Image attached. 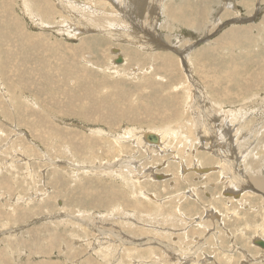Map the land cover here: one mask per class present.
I'll list each match as a JSON object with an SVG mask.
<instances>
[{"label": "rangeland", "instance_id": "rangeland-1", "mask_svg": "<svg viewBox=\"0 0 264 264\" xmlns=\"http://www.w3.org/2000/svg\"><path fill=\"white\" fill-rule=\"evenodd\" d=\"M3 1H5V0H3ZM3 1L0 0V19H1L0 20V24H1L0 26L1 27L3 26L2 28L0 27V31H1L0 32V37H1L0 45H3V47L0 46V58L1 57L3 58L0 60V66L2 65L1 68H3L2 70L0 68V110H2V109L4 110V111L2 110V112L0 111V182H1V184H0V264H87V263L88 264H264V249H263V247L254 243V240L256 238L260 239L261 237L262 238L264 237V235H263L264 230H262V229H264V201H263L264 200V191L261 188H258L257 186H255V184L252 185L251 187L255 186V189H253L254 191L252 193H251V191H249L250 195L252 194L253 197L255 195H258V197L259 196H261V197L256 198L255 203L251 202V204H249V205L246 203V205H248V206H244V205L242 206L238 203L236 204V202H234L235 204H233L227 200V198H229V197H234L232 195L230 196L227 193V191L225 190L227 187H229V185H230L229 181L230 180H228V182H226V183L225 182L219 183L218 186H215V183L219 182L221 180L218 178V176L214 177L217 180H215L214 178H213V180L209 179L208 176H212V175H208L207 177H204V178L203 177L196 178L195 175H199V174H196L195 172H191L192 169L189 171L190 173L188 172L189 174H186V171L188 170L187 169L188 166L189 167L191 166V168H192V167H194L193 165L196 164L197 162H200V164H204L205 166L207 165L206 167L211 166V164L213 165L215 163L213 160L210 159V157L212 156L211 153L213 150L211 151L209 148V146L211 145L210 142L212 143L213 140L210 137V135L205 134V132H204V130H205L204 124L207 121H209V120L213 121L214 120L213 124L219 126V129L222 125L225 124L226 129L228 130V135H227L226 139H230V138L234 137L233 133L235 131H237V129L239 127L241 129V126H242L245 119H248V121H249L248 124L250 125L249 119L255 118L254 119V125H253L254 129L248 128L249 127L248 125L242 126V131L243 130L244 131H243V133H239V136H240L239 138H240V140H242V142H240V145H241L242 149L244 150L243 151L240 148V150H242L241 153L243 155H244V153H246V154L254 153V154H251L253 156H251V157L247 156L246 160H243L247 164V170L243 169V171L244 172L246 171L247 176L248 175H250V176L254 175L255 177L252 176L253 178H256V177L264 178V170H263L264 169V167H263L264 166V151H263L264 144H260V142L264 143V132H263L264 131V117H263L264 116V62H263L264 61V44L260 43L262 41L264 43V36H263V34H264V31H263V28H264V7H263L264 6V0H235V3H234V0H230V1L229 0H214V1L213 0H159L161 3L158 2V0H149V1L148 0H145V1L144 0H141V1L138 0V3L134 2L136 0H133V1L129 0V3H127V5L125 3H124L125 5L122 4L121 2H119V0H114L115 2L111 1V0H104L105 2L103 0H94V1L93 0H90V1L89 0H68V1L65 0L64 1L65 4L60 3V0H54L55 2L53 0H51V1L50 0H48V1L47 0H45V1L44 0H25L26 2L24 0H17V1L16 0H14V1L13 0H6V1H8V3L5 1L6 4ZM52 1H53V3H51ZM101 1H103V2H101ZM172 1H173V3H172ZM174 1L175 2L178 1V2L175 3ZM197 1H199V2H197ZM37 2H38V4H37ZM92 2H94V4ZM139 2H145V4L143 5L142 3H139ZM54 3H55V7L58 5L57 9L55 7H53ZM197 3H199V4H197ZM233 3L236 5H233ZM7 4H9V5L7 6ZM77 4H79V5H77ZM84 4H86V5H84ZM101 4H103V5H101ZM120 4H122L123 6ZM200 4H201V6H200ZM27 5H29V7ZM38 5H40V6H38ZM45 5H46V7H45ZM74 5H76V6H74ZM99 5L101 8L99 7ZM140 5L141 6L143 5V6L141 7ZM193 5H195V6H193ZM25 6H27V8H29V9L26 8L27 9L26 10ZM67 6H68V8H67ZM77 6H78V8H76ZM89 6H90V8H89ZM121 6H122V8H121ZM125 6H126V8H125ZM197 6H198V8H197ZM206 6H208V7L206 8ZM22 7H23V9H22ZM43 7L45 10L43 9ZM104 7H105L106 12L103 9ZM162 7H163V9H162ZM170 7H172V8H170ZM58 8L59 9L61 8V9L59 10ZM72 8H73V10H70ZM106 8L107 9L109 8V10H107ZM139 8H140V10H139ZM178 8L181 10L180 12H179ZM16 9H17V11H16ZM89 9H91V11H89ZM93 9H96V10H93ZM113 9H114V11H113ZM159 9H160V11H159ZM203 9H205V11ZM209 9H210V11H209L210 13L208 12ZM226 9H227V11H226ZM259 9L260 10L262 9V10L260 11ZM67 10L69 12L73 11L74 14H72V13L69 14ZM81 10H82V12H81ZM118 10H120V11H118ZM134 10H136L137 12H135ZM32 11H34V12L36 11V13L33 14L34 12H32ZM50 11H51V13H50ZM93 11L94 12L96 11L95 14L93 13ZM148 11H149V14L146 15L148 13ZM198 11H200L199 12L200 14L198 13ZM48 12H49V14H48ZM6 13L9 15H7ZM96 13H97V15H96ZM170 13L174 14V15L171 16ZM221 13H222V15H221ZM238 13H240V14H238ZM13 14H14V16H13ZM29 14H31V16ZM39 14L41 16H39ZM46 14H48V15H46ZM101 14L103 15L102 17H101ZM124 14H126V15H124ZM1 15H3V16H1ZM58 15H59V17H58ZM72 15H73V17H72ZM82 15L87 16V18H85V21H84V18H82ZM89 15L91 18H88ZM10 16L13 18H10ZM18 16H19V18H18ZM121 16L123 19L121 18ZM173 16H175V17H173ZM201 16H203V17H201ZM33 17L35 20L33 19ZM76 17L80 21L83 20V21H81L82 23L79 21H75ZM131 17H134L137 19H134ZM199 17H200V20L198 19ZM58 18H60V20H62V21L60 22V20ZM227 18H229V19H227ZM57 19L61 24L58 23V21H56ZM68 19H70V20H68ZM89 19H95L94 21H97V22H93V23L89 22ZM9 20H11V21H9ZM86 20H88V21H86ZM98 20H100V21H98ZM106 20H107V23H106ZM119 20H121V21H119ZM41 21H45V22H41ZM63 22H65V23H63ZM78 22L81 23V26H82V24L84 26H85V24H87L86 27H89V30L85 31L86 33L84 31H83L84 33L81 31V33L78 36H75L71 32H69L67 29H65V28H69L72 23H73L72 25H74V27H77ZM86 22H89L91 24L86 23ZM112 22H114L115 25ZM220 22H222V23H220ZM10 23H12V24H10ZM68 23H70V25ZM103 23H105V24L103 25ZM242 23H244V25ZM111 24H112V27H116V28L110 27ZM120 24H121V26H120ZM124 24H127V25H124ZM149 24H150V26H149ZM211 24H212V26H211ZM230 24L232 27L230 26ZM245 24H246V27H245ZM8 25H9V27H8ZM13 25H15V26H13ZM19 25H21V26H19ZM45 25H47V26H45ZM64 25H65V28H63V29L60 28V27H64ZM68 25H69V27H66ZM94 25L98 26V27L96 26L97 29H95L96 27H94ZM7 27H8V29H7ZM18 27H21V28H18ZM102 27H105L106 29L102 28ZM160 27H162V28H160ZM168 27H170V28H168ZM202 27H203V29H202ZM204 27H206L207 29ZM13 28H14V30L17 28L16 30H18V31L14 32ZM24 28H25V30H24ZM93 28L95 29V32H94ZM142 28H144V29L142 30ZM171 28H172V30H171ZM231 28L237 29L239 31L236 32L235 35H233V33L231 32L232 31ZM114 29L117 31H115ZM126 29H127V31H126ZM226 30H228V31H226ZM2 31H3V33H2ZM64 31H66L67 33L69 32L72 35H69V33L67 35V33ZM111 31H112V33H111ZM22 32H24V33H22ZM212 32L214 34H212ZM225 32H227V33H225ZM251 32L253 34H250ZM36 33L41 34V35L44 34V35L41 36V35H38ZM150 33H152L153 35L150 36ZM154 33H155V35H154ZM157 33L158 34L160 33V34L158 35ZM259 33L262 35H260ZM3 34L4 35L7 34L8 37L4 36ZM22 34L23 35L25 34V35L23 36ZM179 34H181V35H179ZM230 34H232V35H230ZM11 35H12V37H11ZM20 35L22 36V38ZM29 35H31V36H29ZM238 35H239V37H238ZM32 36H34V37H32ZM47 36H49V38H46ZM142 36H144V37H142ZM153 36H154V38H157L161 44H158V45L152 44L153 42H151L150 37H153ZM3 37H5V38H3ZM26 37H29L30 39L26 38ZM40 37H42V38H40ZM118 37L120 38V41H119ZM128 38H129V40H128ZM130 38H131V40H130ZM178 38H180V39H178ZM203 38H206V40L202 41V42L199 41V43H197V41L199 39H203ZM8 39H10L11 42ZM21 39H23V40H21ZM37 39H39V40L37 41ZM253 39L254 40L256 39L255 42ZM6 40H8V41L6 42ZM113 40H114V42H113ZM123 40H125L126 42ZM148 40H149V42H148ZM173 40H175V42ZM242 40H244V41H242ZM251 40L253 42H251ZM18 41H19V45L17 44ZM64 41H65V43H64ZM256 41L258 42V46H255V45H257V44H255V43H257ZM12 42H14V44ZM26 42H27V44L24 45L23 43H26ZM127 42H129V43H127ZM168 42H169V45H168ZM234 42H235V44H234ZM4 43H6L7 46ZM181 43H182V46H181ZM183 43H184V45H183ZM238 43H239V45H237ZM241 43H244L243 46ZM31 44H33V45H31ZM50 44L53 47H51ZM148 44H152V45H148ZM226 44H227V46H226ZM34 45H35V48H34ZM39 45H41V46H39ZM32 46H33V48H32ZM159 46H161L162 48ZM193 46H194L195 50L190 49L191 47L193 48ZM5 47L7 48V50ZM224 47H227L228 49L224 48ZM248 47H250V49ZM9 48H10V50H9ZM114 48L119 49L118 52L121 51L119 54L122 55L123 58L125 57L124 61H123L125 63L122 62V63L115 64L116 63L115 59L118 56H117V53L114 50ZM164 48H165V50H164ZM4 49L6 51H9V52H6ZM23 49H24V51H23ZM29 49L31 50V54L28 53V52H30ZM41 49H42V51L44 50V52H42ZM248 49H249L250 53H249ZM11 50L14 52H12ZM142 50H143V52H142ZM15 51L17 53H15ZM37 51H38V54L34 53ZM56 51L57 52L60 51V52L57 53ZM40 52H42V53H40ZM84 52H86V53H84ZM29 54H30V56H29ZM147 54L149 55L150 58L146 56ZM1 55H3V56H1ZM12 55L17 56L18 59L14 56L11 57ZM62 55H64V56H62ZM4 56H8V57L6 58ZM60 56H62V57H60ZM144 56H146V57L144 58ZM154 56H156V58ZM161 56H162V58H161ZM139 57H141V58H139ZM163 57L166 60L163 59ZM187 57H189V58H187ZM256 57H258V59ZM153 58H154V60H153ZM75 59H77L78 61H76ZM142 59H144V61ZM155 59H158V60H156V62L157 61H159V62L156 63ZM159 59H161V60H159ZM41 60H43L44 62ZM174 60L176 62H174ZM182 60L184 62H182ZM3 61L5 63H2ZM88 61H90V62H88ZM31 62H33V63H31ZM109 62H110V64H109ZM111 62L112 63L114 62L113 63L114 65ZM171 62H174V63L171 64ZM255 62H257V63H255ZM12 63H15V64H12ZM23 63H26V64H23ZM66 63H68V64L66 65ZM74 63L76 65H74ZM135 63H137V64L135 65ZM139 63H140V66H139ZM142 63H144V64H142ZM31 64H33V65H31ZM247 64H249V65H247ZM255 64H256V66H255ZM14 65L16 67H14ZM45 65H47V66H45ZM89 66H90V68H89ZM136 66H138V67H136ZM151 66L153 67V69ZM40 67H42V68H40ZM150 67L152 70L150 69ZM170 67H171V69H170ZM56 68H58V70H59L58 72H57ZM69 69H71V70H69ZM148 69L151 72L147 71ZM256 69H258V70H256ZM38 70H40V71H38ZM94 70H95V72H93ZM96 70H98V71L100 70V73L97 72ZM114 70H115V72H114ZM44 71L47 72L46 75H45L46 72H44ZM158 71H161V72L158 73ZM191 71L195 75L197 73V75L195 76L192 73L190 74ZM61 72H63L64 74ZM90 72H91V74H90ZM136 72H138L139 74L138 73L136 74ZM141 72H143L145 74H142ZM173 72H175L176 74ZM156 73H157V75H156ZM165 73H167V74H165ZM79 74H80V76H79ZM244 74H246V75H244ZM52 75H53V77H52ZM60 75H62V76H60ZM122 75H123V77H122ZM141 75H143L144 78ZM153 75L157 76V78ZM172 75H174L175 77ZM198 75L200 78L198 77ZM240 75H242V76H240ZM46 76L50 80H47ZM194 76H195V78H194ZM208 76H210V77H208ZM36 77H38V78H36ZM154 77H155V80H154ZM35 78L37 79V81ZM76 78H78V79H76ZM123 78L126 80H124ZM244 78H245V80H244ZM156 79H158V80H156ZM184 79H187V80H184ZM59 80H60V82H59ZM133 80H135V82ZM197 80H198V82H197ZM207 80H209L210 82ZM61 81H62V83H61ZM73 81H74V83H73ZM121 81L123 83L125 81L126 82L123 85V83H121ZM127 81H128V83H127ZM141 81H143V83ZM154 81H155V83H154ZM200 81H201V83H200ZM246 81H248V82H246ZM78 82H80V84ZM132 82H133V84H132ZM137 82L139 85L137 84ZM34 83H35V85H34ZM44 83H46L47 85ZM57 83H59V84H57ZM146 83L149 86L150 85L151 86L149 87ZM172 83L175 86H173ZM180 83H182V84L180 85ZM190 84H191L192 88H190L191 87ZM64 85L66 88L64 87ZM70 85H72V86H70ZM78 85H81V86H78ZM134 85H136V86H134ZM154 85H157V86H154ZM159 85H161V86L159 87ZM167 85H169V86H167ZM120 86L123 88L121 89ZM152 86L154 89L151 88ZM171 86H172V88H171ZM199 86H200V89H199ZM34 87H36V88H34ZM77 87H78V89H77ZM133 87H135V88L132 89ZM168 87H170V88L168 89ZM42 88H43V90H42ZM125 88L127 91H129V94L127 93V91H124L125 93L123 92V90H125ZM158 88L160 91L158 90ZM182 88H183V90H182ZM218 88H219V90H218ZM86 89H89V90L87 91ZM101 89H102V91H101ZM44 90H46V91H44ZM61 90H63V91H61ZM221 90H222V92H221ZM89 91H90V95H92L91 97H90V95L88 96ZM100 91H101V93H99ZM151 91H153L154 94L150 93ZM44 92H45V95H44ZM52 92H53V94H52ZM61 92H63V93H61ZM119 92H120V94H119ZM143 93H146V95ZM213 93H215V94H213ZM35 94H36V96H35ZM73 94H74V96H73ZM94 94L96 96H98V98L96 96H93ZM115 94H116V96H115ZM121 94L123 97H120ZM150 94H152V96ZM207 94H209V95H207ZM104 95H108V96L106 97ZM245 95H247V96H245ZM77 96H78V98H77ZM142 96H143V98H142ZM156 96H157V99H156ZM80 97H83V98H81L82 100L79 99ZM84 97H85V99H84ZM182 97H183V99H182ZM206 97H207V99H206ZM70 98H71V101H70ZM103 98H104V100H103ZM150 98H151V100H150ZM7 99H8V101H7ZM89 99H91V101ZM98 99L102 100V102L99 101ZM114 99H116L117 101H115ZM32 100H34V101H32ZM35 100H37V101H35ZM38 100L40 102H38ZM173 100H174V102H172ZM133 101H135V104ZM219 101L222 102V105H221V102H219ZM30 102H32V103H30ZM73 102H74V104H73ZM84 102H86V103H84ZM92 102H94V104ZM180 102H181V104H180ZM204 102H207V104ZM223 102H225V103H223ZM75 103H77V104H75ZM98 103L100 105L102 104L103 106L102 105L98 106ZM79 104H80V106H79ZM84 104H86V105L84 106ZM114 104H115V106H114ZM118 104L121 107H119ZM224 104H225V106H223ZM62 105L63 106L65 105L66 107L65 106L63 107ZM69 105H71V106H69ZM73 105H75V106H73ZM90 105H91V107H90ZM109 105H112V106L109 107ZM116 105H117V107H116ZM30 106H31V108H30ZM47 106H49V107H47ZM106 106L109 108H107ZM206 106L208 107V109H206L207 108ZM209 106H211V107H209ZM221 106H223V108ZM247 106H248L247 109L251 110L250 114L247 111V109H245L247 114L241 113L242 110L239 113H238V111H236V109H240V108L242 109V107L244 108ZM8 107H10V108H8ZM22 107H24V108H22ZM37 107H38L39 111L41 110L40 111L41 113L38 112ZM40 107H42V109H40ZM68 107L71 110V112L68 109ZM80 107H82V108H80ZM84 107H87L89 109L84 108ZM159 107H160V109H159ZM83 108L85 111L82 110ZM90 108H94L95 110L90 109ZM192 108L194 110H192ZM64 109H65V111H64ZM73 109H74V111H72ZM117 109H119L120 111H117ZM132 109H133V111H131ZM216 109L217 110L219 109V110L217 111ZM222 109H224V110H222ZM92 110H94V111H92ZM202 110H204V112ZM221 110H222V112H221ZM91 111H92V116H94L93 118L90 114ZM102 111H104V112H102ZM224 111H226V112L224 115H222L224 113ZM232 111H234V112L232 113ZM76 112H79V113H77V116H76ZM87 112L89 113L90 116L87 115L88 114ZM194 112H195V115H194ZM22 113L24 114V116ZM33 113L35 115H33ZM48 113L49 114L51 113V116H48L47 115ZM84 113L86 115H84ZM115 113H117V114H115ZM120 113H123V114L121 115ZM132 113H133V115H132ZM39 114H41V115H39ZM69 114L72 116V118H71V116H69ZM82 114L84 116H82ZM207 114H209V115H207ZM20 115L22 117H20ZM42 115H45V116L42 117ZM61 115H63V116H61ZM165 115L167 116L166 117L167 120L165 119ZM243 115H245V116L242 117ZM57 116H58V118H57ZM134 116H135V118H134ZM136 116L138 117L137 120H139L140 118H141V120H139L137 122V120H135L137 118ZM200 116L201 117L203 116V117L201 118ZM205 116L207 117V119H205L206 118ZM11 117H13V118H11ZM40 117L43 118L42 121H39V120H41ZM52 117L53 118L55 117L54 118L55 120ZM85 117L87 118V121H85L86 120ZM142 117H144V119ZM237 117H238V121L239 122L241 121V123H238V121H236ZM56 118L58 119L59 122L57 121ZM61 118H62V120H61ZM105 118H106V120H104ZM208 118H211V119H208ZM14 119H16L14 121L15 123L13 122ZM31 119H33V120H31ZM46 119L49 120L50 122L47 121ZM63 119H65V120H63ZM91 119L93 122L91 121ZM129 119L132 123L129 121ZM203 119H205L206 121ZM230 119H232L234 121V123H231ZM242 119H244V120L242 121ZM24 120H26V121H24ZM30 120L33 123L30 122ZM121 120H122V122H121ZM134 120L136 122H133ZM27 121H28V123H27ZM34 121H35V123H34ZM55 121L57 122V124ZM84 121H85V123H84ZM126 121H129V122H126ZM166 121L169 124H167ZM203 121H204V123H203ZM222 121H223V123H222ZM42 122H44V124ZM201 122L203 123V125H201L202 124ZM227 122H229L230 126L228 125ZM58 123H60V125ZM31 124H33V125H31ZM163 124H165V125H163ZM237 124H239V125H237ZM49 125H52L53 127L52 126L51 127L54 130L52 128H50ZM121 125H122V127H120ZM231 125H232V127H231ZM234 125H236V126H234ZM33 126L34 127L36 126V127L34 128ZM133 126H134V128H133ZM59 127L60 128L63 127V129L60 130ZM172 127L175 130L172 129ZM80 128H82V129H80ZM149 128H151V129H149ZM16 129H20V130H16ZM33 129H35V130L33 131ZM45 129H47V130H45ZM94 129H96V130H94ZM121 129H123V130L121 131ZM130 129L132 130V132ZM158 129H159V131H158ZM103 130H106V131H104L105 134L102 133ZM152 130H155L154 132H156V133L163 132V131L164 132L168 131L169 133L171 131V133H173V132L176 133L177 137H174L176 140L174 139L175 141H173V142L171 140H170V142H168L167 138H165L166 139L165 142L167 141L168 145L172 146V147H170V149H169V146L168 147L165 146L167 148V151L165 153L162 152L160 150V148H157V147H153L154 149L152 147L149 148L150 147L149 145L154 144V143L147 140V137L146 138L144 137L143 142L145 141V143L147 145L149 144L148 146L146 144H144L143 142L140 146L138 143H136L135 135H142L143 134V136H144L145 132L146 133L147 132H153ZM17 131H18V133H17ZM40 131H41V133H40ZM74 131L77 135L75 133H73ZM100 131H102L101 135L99 134ZM48 132L50 133V135ZM92 132H93V134H92ZM54 133H56V134H54ZM68 133H70V135ZM127 133H129V134H127ZM134 133H135L134 136L130 135V134H134ZM186 133H187V136L189 137V139L187 138ZM53 134L56 137V140H54L55 137L53 136ZM71 134H73V135H71ZM83 134H84V137H82ZM115 134L117 136H119V135L123 136L124 135L123 136L124 140H125L124 143L127 147L125 149L126 150L129 149V150L124 151V152L120 151V153L116 152V150L117 151H118V149L120 150L121 147L119 148L118 146H116V143H114L115 140L111 139L112 136ZM107 135H108V137H107ZM178 135L180 137L183 136L181 138L182 140L178 137ZM51 136L53 137L52 140H51V138H52ZM195 136H196V138H195ZM99 137H100V139H98ZM203 137H204L205 141L207 140L203 146V148H205V150H203L204 152L201 150L203 148H201L202 147V146H200L201 140H199ZM241 137L244 138V140ZM92 138H94V139H92ZM259 139H261V140H259ZM49 140L51 142H49ZM108 140H110L111 144L113 145L109 149V150L112 149V151H109L108 149H106L107 148L106 146H100L99 145L100 143H103V142H104L103 144H109ZM183 140L184 141L186 140V141L183 142ZM47 141H48V143H47ZM181 141H182V143H181ZM197 141H200V144ZM23 142H25V144ZM243 142H246V143H243ZM196 143H197V145H196ZM242 143L245 145H243ZM60 144H62V145L64 144V145L62 146ZM92 145H93V147H92ZM191 146L192 147L195 146L194 147L195 151L193 153H191V150H190V149H192ZM198 146H200V147H198ZM233 147L234 146L231 147L232 150H234V154H232V157L236 158V156H238L236 148H238V150H239V146H237L235 144V147L234 148ZM79 148L81 149V151L78 150ZM88 148L90 149L89 153L86 152V151H89ZM96 149H97V151H96ZM150 149H151V151H150ZM177 149H178V151H177ZM179 149L181 152L179 151ZM183 149H184V151H183ZM258 149L260 150V152ZM153 150H155V151H153ZM206 150H207V152H205ZM254 150H256V151L254 152ZM65 151H68V152H65ZM148 151H150L151 153ZM246 151H248V152H246ZM102 152H104V153H102ZM154 152H156V153L154 154ZM158 152H159V154H158ZM111 153H112V156L110 155ZM175 154L177 155V157H179V161H175V162L173 161ZM151 155H153V156H151ZM185 155H187V156L185 157ZM202 155L206 156V158L208 159L207 160L208 162L207 163H204L201 161L195 162L197 160L196 158H198L199 156H200L199 158H202L201 157ZM75 156H76V158H75ZM166 156L167 157L169 156L168 159ZM181 156H184V157H182L183 159L180 158ZM241 156H238L239 158L237 157L238 160L241 159ZM105 157L106 158L108 157L109 159L108 158L106 159ZM189 157H191V159ZM194 157H196V158H194ZM90 158H92V159L90 160ZM262 158H263V160H262ZM88 160L91 162H88ZM95 160H97V161H95ZM193 160H195L194 164H193ZM82 161H83V163H82ZM243 161L241 164H243ZM71 162H72V164H71ZM74 162L77 163V165ZM189 162L192 164L190 165ZM247 162H249L250 164ZM166 163L168 164V166L166 165ZM27 164L29 166H27ZM32 164H33V168H35V169H33L31 167ZM99 164H102V166H99ZM183 164H184V168H185V173L183 172V167H182ZM124 165H126V166H124ZM26 166L29 169L28 168L26 169ZM67 166H68V168H67ZM186 166H187V168H186ZM255 167H257V169ZM167 168H168V170H167ZM17 169H18V171L20 170L19 173H18ZM106 169H108L109 171ZM240 170H241V168H240ZM70 171L71 172L74 171V172L71 173ZM122 171H125V172H122ZM153 171H155V172H153ZM115 172H116V174H115ZM126 172H128V173H126ZM241 172H242V170H241ZM31 173H32V175H31ZM60 173H62V174H60ZM77 173H79V174H77ZM120 173L123 176H121ZM155 174H157V175L163 174V176L156 179V177L153 178L155 176ZM124 177H125V179H123ZM79 179L81 181H79ZM186 179H187V181H186ZM136 180H140L141 185H138V184L135 185L134 182H136ZM84 181L86 182V187H85V185H81L82 182H84ZM176 181H178L177 183L179 185L175 184ZM251 181H253V180H251ZM185 182H187V183H185ZM163 183H164V186H163ZM193 185L200 188V193H198V196H193L194 198H191L190 197L191 196L190 191L193 188ZM210 185H214L216 188L214 187V189H211V188H209ZM161 186L163 189L161 188ZM204 186L207 187L206 193L203 190ZM230 186H232V185H230ZM153 187H155V188L157 187V190ZM229 189L233 190L234 188H229ZM234 190H236V189H234ZM162 191H164L165 194ZM209 191L211 192V194L213 196V198H210V200L208 198H205V196L208 195L207 193H209ZM84 194H85V196H84ZM180 194H181V197H180ZM227 195H228V197H227ZM130 196H135V197H130ZM148 196L151 199V200L149 199V201H148V198H149ZM200 197H204V198H200ZM236 197H234V198H236ZM204 199H206V200H204ZM126 200H128V201H126ZM162 200H164L165 202ZM199 200L202 201L204 203V205H202V203L198 202ZM125 201H126V203H125ZM155 201L158 203L156 204ZM260 201H262V202H260ZM166 202L167 203L169 202L168 203L169 206L167 205ZM242 202H244V201H242ZM78 203H79V205H78ZM152 203H154V204H152ZM160 203H162V204H160ZM180 203H181L180 211L186 210L187 208L192 206L191 210H189V212L186 211L187 214L185 217L180 216V213L175 211L177 205ZM259 203H261V205ZM146 205L148 208L146 207ZM234 205H235V208L233 207ZM163 207H164V210L167 211L168 213L163 210ZM214 207H216V211L220 212L221 215H223V214L226 215V216H224V219L225 218L226 219L222 220L223 222L221 220L216 219V218L214 220H212L211 218L206 219V217H208L209 214L212 213L211 211H213L212 215L215 214V211L213 209ZM236 207H237V211H235ZM152 210L154 212H152ZM157 211H159V213ZM170 211L172 212V214L174 213L173 214L174 216H172ZM259 211H260V213H259ZM128 212L130 213V215L132 214L131 216H133L134 214H136V216L134 215L135 217L134 216L131 217L130 215H128L129 214ZM137 212L139 213V216H138ZM169 212H170V214H169ZM160 213H162L163 216ZM199 214H200V216H199ZM235 214L237 217L235 216ZM126 215H128V216L126 217ZM141 215H143V216H141ZM192 215H194V216H192ZM136 217H139V219H137ZM162 217H164V218H162ZM190 217H191V219H190ZM228 217H229V219H228ZM135 219L137 221H135ZM140 219H141L142 223L139 222ZM184 219L186 222H190V223H187L188 227L191 224L190 227L192 229L196 230L195 231L196 233H194L192 237L191 236L187 237V235H186V228H188V227L186 226V224H185L186 222L184 221ZM208 219L212 220V222L209 221ZM132 221L134 224L132 223ZM149 221L150 222L152 221L153 223L151 222V224H150ZM197 221L198 222L200 221V223L203 224L202 228H200L201 225H198L196 223ZM144 222L145 223L149 222V223L147 225H145ZM177 222H179V223H177ZM140 223L144 224V225H141ZM172 223L174 224L173 226L171 225ZM245 223H247V224L245 225ZM133 225H134V227H133ZM157 225H159V226H157ZM154 226H156L155 230H154V228H155ZM197 226H198V228H197ZM135 227L137 229H135ZM151 227H153V228H151ZM182 227L183 228L185 227V228L183 229ZM179 228H181V229H179ZM150 229H152L153 231L151 232ZM157 229H158V231H157ZM145 230H147V231H145ZM200 231H202V232H200ZM236 232H238V234ZM135 233L136 234L138 233V234L136 235ZM149 233H151L152 235ZM180 233L183 234V236L186 239L182 238L180 236H177ZM215 233L217 234L216 235L217 237L215 236ZM238 236H240V237H238ZM178 237L181 238V241L179 240L181 242V245H179L178 242L176 243ZM198 238H201V239H199V240H201L200 241L201 244L198 243ZM217 238L220 239V241ZM149 239L152 240L153 243H155L154 242L155 240L157 242L155 244L150 243V245H149L148 244L150 241ZM205 241H206V243H205ZM215 241H216V243H215ZM166 243H168V246ZM210 243L214 244V245H210ZM190 245L193 246L192 250L189 252H186L185 254L182 253V252L187 251V249ZM202 246H203V248L201 250L203 252H201V250H200V253H199L197 251V249H199ZM215 253L216 254L218 253L217 256L214 255ZM221 257H223V258H221ZM244 259H246V260H244ZM223 260H225V261H223ZM248 260H250V261H248Z\"/></svg>", "mask_w": 264, "mask_h": 264}, {"label": "bare ground", "instance_id": "bare-ground-1", "mask_svg": "<svg viewBox=\"0 0 264 264\" xmlns=\"http://www.w3.org/2000/svg\"><path fill=\"white\" fill-rule=\"evenodd\" d=\"M3 1V0H2ZM6 1V0H5ZM5 1H3L4 3H5ZM14 1V0H13ZM12 1V2H13ZM17 1V0H16ZM25 1V0H24ZM23 1V2H24ZM45 1V0H44ZM48 1V0H47ZM51 1V0H50ZM54 1V0H53ZM53 1L51 2V3H53ZM64 1L65 0H60V3H62V4H65L64 3ZM68 1V0H67ZM66 1V2H67ZM90 1V0H89ZM94 1V0H93ZM104 1V0H103ZM103 1H101V2H103ZM111 1H114V0H111ZM133 1V0H132ZM141 1V0H140ZM145 1V0H144ZM149 1V0H148ZM214 1V0H213ZM230 1V0H229ZM7 3H8V1H6ZM26 2V1H25ZM29 2V1H28ZM43 2V1H42ZM55 2V1H54ZM97 2V1H96ZM105 2V1H104ZM115 2V1H114ZM119 2H121L122 4H126L127 5V3H129V0L127 1V0H119ZM134 2H136V3H138V0H136V1H134ZM157 2V1H156ZM158 2H160L159 0H158ZM165 2V1H164ZM169 2V1H168ZM175 2V1H174ZM176 2H178V1H176ZM175 2V3H176ZM192 2V1H191ZM197 2H199V1H197ZM204 2V1H203ZM32 3V2H31ZM45 3V2H44ZM47 3V2H46ZM57 3V2H56ZM71 3V2H70ZM93 4H94V2H92ZM131 3V2H130ZM135 3V4H136ZM139 3H142L143 5L145 4V2H139ZM161 3V2H160ZM166 3V2H165ZM172 3H173V1H172ZM185 3V2H184ZM190 3V2H189ZM194 3V2H193ZM234 3H235V0H234ZM233 3V5H236V4H234ZM6 4V3H5ZM4 4V5H5ZM37 4H38V2H37ZM68 4V3H67ZM87 4V3H86ZM86 4H84V5H86ZM90 4V3H89ZM96 4V3H95ZM98 4V3H97ZM109 4V3H108ZM122 4H120V5H122ZM124 4V5H125ZM197 4H199V3H197ZM211 4V3H210ZM232 4V3H231ZM9 4H7V6H8ZM35 5V4H34ZM43 5V4H42ZM41 5V6H42ZM52 5V4H51ZM77 5H79V4H77ZM88 5V4H87ZM101 5H103V4H101ZM112 5V4H111ZM114 5V4H113ZM130 5V4H129ZM142 5V6H143ZM229 5V4H228ZM2 6V5H1ZM6 6V5H5ZM28 7H29V5H27ZM27 6H25V9L27 8ZM38 6H40V5H38ZM44 6V5H43ZM53 6V5H52ZM64 6V5H63ZM74 6H76V5H74ZM123 6V5H122ZM122 6H121V8H122ZM134 6V5H133ZM136 6V5H135ZM141 6V5H140ZM141 6V7H142ZM193 6H195V5H193ZM192 6V7H193ZM200 6H201V4H200ZM199 6V7H200ZM203 6V5H202ZM258 6V5H257ZM4 7V6H3ZM19 7V6H18ZM45 7H46V5H45ZM53 7H55V3H54V6ZM52 7V8H53ZM57 7H58V5L55 7L56 9H57ZM65 7V6H64ZM70 7V6H69ZM80 7V6H79ZM88 7V6H87ZM92 7V6H91ZM99 7H100V5H99ZM110 7V6H109ZM116 7V6H115ZM205 7V6H204ZM203 7V8H204ZM208 6H206V8H207ZM264 7V6H263ZM21 8V7H20ZM48 8V7H47ZM67 8H68V6H67ZM76 8H78V6L76 7ZM89 8H90V6H89ZM94 8V7H93ZM101 8V7H100ZM114 8V7H113ZM125 8H126V6H125ZM129 8V7H128ZM135 8V7H134ZM158 8V7H157ZM170 8H172V7H170ZM182 8V7H181ZM190 8V7H189ZM197 8H198V6H197ZM201 8V7H200ZM5 9V8H4ZM22 9H23V7H22ZM27 9H29V8H27ZM26 9V10H27ZM41 9V8H40ZM43 9H44V7H43ZM49 9V8H48ZM59 9V8H58ZM61 9V8H60ZM59 9V10H60ZM92 9V8H91ZM91 9H89V11H91ZM104 9V11H105V7L103 8ZM107 9V8H106ZM111 9V8H110ZM115 9V8H114ZM114 9H113V11H114ZM118 9V8H117ZM144 9V8H143ZM153 9V8H152ZM162 9H163V7H162ZM169 9V8H168ZM188 9V8H187ZM195 9V8H194ZM2 10V9H1ZM6 10V9H5ZM10 10V9H9ZM37 10V9H36ZM42 10V9H41ZM45 10V9H44ZM50 10V9H49ZM52 10V9H51ZM70 10H73V8L72 9H70ZM83 10V9H82ZM82 10H81V12H82ZM93 10H96V9H93ZM107 10H109V8L107 9ZM132 10V9H131ZM139 10H140V8H139ZM149 10V9H148ZM170 10V9H169ZM176 10V9H175ZM178 10H179V12L181 11L179 8H178ZM197 10V9H196ZM204 11H205V9H203ZM260 10V9H259ZM262 10V9H261ZM260 10V11H261ZM7 11V10H6ZM16 11H17V9H16ZM55 11V10H54ZM58 11V10H57ZM56 11V12H57ZM68 11V10H67ZM100 11V10H99ZM118 11H120V10H118ZM117 11V12H118ZM135 12H137L136 10H134ZM145 11V10H144ZM159 11H160V9H159ZM177 11V10H176ZM183 11V10H182ZM210 11V9L208 10V12ZM216 11V10H215ZM226 11H227V9H226ZM28 12V11H27ZM32 12H34V11H32ZM47 12V11H46ZM96 12V11H95ZM95 12L93 11V13L95 14ZM98 12V11H97ZM106 12V11H105ZM112 12V11H111ZM140 12V11H139ZM162 12V11H161ZM196 12V11H195ZM200 11H198V13H199ZM214 12V11H213ZM234 12V11H233ZM15 13V12H14ZM17 13V12H16ZM36 13V11L33 13V14H35ZM50 13H51V11H50ZM58 13V12H57ZM56 13V14H57ZM60 13V12H59ZM68 13L70 14V13H72V14H74L73 13V11L72 12H69L68 11ZM90 13V12H89ZM116 13V12H115ZM114 13V14H115ZM152 13V12H151ZM164 13V12H163ZM162 13V14H163ZM176 13V12H175ZM184 13V12H183ZM210 13V12H209ZM3 14V13H2ZM7 14V13H6ZM48 14H49V12H48ZM48 14H46V15H48ZM53 14V13H52ZM61 14V13H60ZM59 14V15H60ZM88 14V13H87ZM93 14V15H94ZM99 14V13H98ZM107 14V13H106ZM113 14V15H114ZM146 14V13H145ZM149 14V11H148V13L146 14V15H148ZM161 14V13H160ZM168 14V13H167ZM171 14V13H170ZM182 14V13H181ZM200 14V13H199ZM204 14V13H203ZM219 14V13H218ZM238 14H240V13H238ZM254 14V13H253ZM7 15H9V14H7ZM30 16H31V14H29ZM43 15V14H42ZM45 15V16H46ZM59 15H58V17H59ZM96 15H97V13H96ZM117 15V14H116ZM124 15H126V14H124ZM131 15V14H130ZM164 15V14H163ZM169 15V14H168ZM172 15H174V14H171V16ZM178 15V14H177ZM214 15V14H213ZM221 15H222V13H221ZM224 15V14H223ZM1 16H3V15H1ZM13 16H14V14H13ZM17 16V15H16ZM36 16V15H35ZM39 16H41L40 14H39ZM64 16V15H63ZM71 16V15H70ZM95 16V15H94ZM93 16V17H94ZM103 15L101 14V17H102ZM109 16V15H108ZM139 16V15H138ZM155 16V15H154ZM167 16V15H166ZM186 16V15H185ZM209 16V15H208ZM258 16V15H257ZM6 17V16H5ZM9 17V16H8ZM72 17H73V15H72ZM92 17V18H93ZM97 17V16H96ZM124 17V16H123ZM130 17V16H129ZM144 17V16H143ZM173 17H175V16H173ZM184 17V16H183ZM191 17V16H190ZM189 17V18H190ZM201 17H203V16H201ZM219 17V16H218ZM229 17V16H228ZM4 18V17H3ZM10 18H13V17H11L10 16ZM18 18H19V16H18ZM51 18V17H50ZM69 18V17H68ZM75 18V17H74ZM80 18V17H79ZM82 18H84V21H85V18H87V16L86 15H82ZM88 18H91L90 17V15H89V17ZM105 18V17H104ZM119 18V17H118ZM121 18H122V16H121ZM125 18V17H124ZM131 18H134V17H131ZM197 18V17H196ZM206 18V17H205ZM212 18V17H211ZM221 18V17H220ZM256 18V17H255ZM9 19V18H8ZM30 19V18H29ZM33 19H34V17H33ZM53 19V18H52ZM55 19V18H54ZM59 20H60V18H58ZM58 19L56 20V21H58ZM109 19V18H108ZM115 19V18H114ZM123 19V18H122ZM126 19V18H125ZM134 19H137V18H134ZM140 19V18H139ZM199 20H200V17L198 18ZM197 19V20H198ZM215 19V18H214ZM219 19V18H218ZM227 19H229V18H227ZM254 19V18H253ZM1 20V19H0ZM3 20V19H2ZM5 20V19H4ZM15 20V19H14ZM13 20V21H14ZM32 20V19H31ZM35 20V19H34ZM50 20V19H49ZM68 20H70V19H68ZM73 20V19H72ZM95 19H89V22H97V21H94ZM190 20V19H189ZM192 20V19H191ZM194 20V19H193ZM196 20V21H197ZM213 20V19H212ZM231 20V19H230ZM7 21V20H6ZM9 21H11V20H9ZM21 21V20H20ZM62 20H60V22H61ZM64 21V20H63ZM75 21H79V22H81V21H83V20H78V18L76 17V20ZM86 21H88V20H86ZM98 21H100V20H98ZM119 21H121V20H119ZM136 21V20H135ZM134 21V22H135ZM156 21V20H155ZM158 21V20H157ZM163 21V20H162ZM161 21V22H162ZM253 21V20H252ZM41 22H45V21H41ZM59 21H58V23H60ZM66 22V21H65ZM65 22H63V23H65ZM78 22V26L77 27H74V25H72L71 24V26L69 27V25H70V23H68L69 25L68 26H66V27H69V28H65V25H64V27H60V28H65V29H67L69 32H71L73 35H75V36H78L80 33H81V31L83 32H85V31H88L89 30V27H86V25L87 24H85V26L82 24V26H81V23H79ZM89 22H86V23H89ZM123 22V21H122ZM186 22V21H185ZM216 22V21H215ZM236 22V21H235ZM249 22V21H248ZM256 22V21H255ZM4 23V22H3ZM15 23V22H14ZM17 23V22H16ZM37 23V22H36ZM39 23V22H38ZM47 23V22H46ZM106 23H107V20H106ZM114 25H115V23L114 22H112ZM125 23V22H124ZM150 23V22H149ZM181 23V22H180ZM220 23H222V22H220ZM10 24H12V23H10ZM20 24V23H19ZM49 24V23H48ZM61 24V23H60ZM75 24V23H74ZM89 24H91V23H89ZM96 24V23H95ZM98 24V23H97ZM105 23H103V25H104ZM118 24V23H117ZM161 24V23H160ZM165 24V23H164ZM186 24V23H185ZM224 24V23H223ZM240 24V23H239ZM243 25H244V23H242ZM248 24V23H247ZM1 25V24H0ZM40 25V24H39ZM100 25V24H99ZM124 25H127V24H124ZM123 25V26H124ZM131 25V24H130ZM137 25V24H136ZM162 25V24H161ZM166 25V24H165ZM208 25V24H207ZM229 25V24H228ZM235 25V24H234ZM242 25V26H243ZM12 26V25H11ZM13 26H15V25H13ZM19 26H21V25H19ZM45 26H47V25H45ZM56 26V25H55ZM54 26V27H55ZM58 26V25H57ZM92 26V25H91ZM97 25H94V27H96ZM102 26V25H101ZM120 26H121V24H120ZM132 26V25H131ZM149 26H150V24H149ZM160 26V25H159ZM163 26V25H162ZM183 26V25H182ZM202 26V25H201ZM211 26H212V24H211ZM219 26V25H218ZM230 26H231V24H230ZM238 26V25H237ZM263 26V25H262ZM1 27V26H0ZM3 27V26H2ZM1 27V28H2ZM8 27H9V25H8ZM8 27H7V29H8ZM59 27V26H58ZM93 27V26H92ZM98 27V26H97ZM97 27L95 28V29H97ZM110 27H112V24L110 25ZM148 27V26H147ZM228 27V26H227ZM232 27V26H231ZM245 27H246V24H245ZM5 28V27H4ZM15 28V27H14ZM14 28H13V30H14ZM18 28H21V27H18ZM26 28V27H25ZM25 28H24V30H25ZM56 28V27H55ZM101 28V27H100ZM102 28H105V27H102ZM112 28H116V27H112ZM135 28V27H134ZM137 28V27H136ZM160 28H162V27H160ZM166 28V27H165ZM168 28H170V27H168ZM204 28H206V27H204ZM217 28V27H216ZM215 28V29H216ZM229 28V27H228ZM235 28V27H234ZM257 28V27H256ZM259 28V27H258ZM6 29V30H7ZM17 29V28H16ZM14 30V32L15 31H18V30ZM43 29V28H42ZM45 29V28H44ZM51 29V28H50ZM49 29V30H50ZM54 29V28H53ZM94 29V28H93ZM95 29H94V32H95ZM106 29V28H105ZM128 29V28H127ZM127 29H126V31H127ZM144 28H142V30H143ZM153 29V28H152ZM175 29V28H174ZM202 29H203V27H202ZM207 29V28H206ZM214 29V28H213ZM232 29V28H231ZM245 29V28H244ZM3 30V29H2ZM20 30V29H19ZM48 30V31H49ZM115 30V29H114ZM171 30H172V28H171ZM197 30V29H196ZM241 30V29H240ZM57 31V30H56ZM115 31H117V30H115ZM129 31V30H128ZM131 31V30H130ZM148 31V30H147ZM204 31V30H203ZM224 31V30H223ZM226 31H228V30H226ZM239 30H237V29H232V33H233V35H235L236 34V32H238ZM250 31V30H249ZM263 31H264V28H263ZM1 32V31H0ZM25 32V31H24ZM24 32H22V33H24ZM64 32H66V31H64ZM68 32V33H69ZM83 32V33H84ZM169 32V31H168ZM211 32V31H210ZM230 32V31H229ZM230 32V33H231ZM241 32V31H240ZM2 33H3V31H2ZM40 33V32H39ZM45 33V32H44ZM67 33V32H66ZM68 33H67V35H68ZM86 33V32H85ZM111 33H112V31H111ZM136 33V32H135ZM216 33V32H215ZM225 33H227V32H225ZM257 33V32H256ZM34 34V33H33ZM32 34V35H33ZM36 34H38V33H36ZM43 34V33H42ZM46 34V33H45ZM72 34H70L69 33V35H72ZM96 34V33H95ZM158 34V33H157ZM160 34V33H159ZM158 34V35H159ZM170 34V33H169ZM212 34H214L213 32H212ZM239 34V33H238ZM250 34H253L252 32L250 33ZM249 34V35H250ZM260 34V33H259ZM2 35V34H1ZM4 35V34H3ZM10 35V34H9ZM16 35V34H15ZM23 35V34H22ZM25 35V34H24ZM23 35V36H24ZM27 35V34H26ZM38 35H41V34H38ZM44 35V34H43ZM43 35H41V36H43ZM48 35V34H47ZM103 35V34H102ZM153 34L152 33H150V36H152ZM154 35H155V33H154ZM179 35H181V34H179ZM178 35V36H179ZM230 35H232V34H230ZM248 35V36H249ZM257 35V34H256ZM260 35H262V34H260ZM4 36H6V37H8L7 36V34H5ZM14 36V35H13ZM21 36V35H20ZM19 36V37H20ZM28 36V35H27ZM29 36H31V35H29ZM50 36V35H49ZM49 36H47L46 38H49ZM105 36V35H104ZM241 36V35H240ZM254 36V35H253ZM263 36H264V34H263ZM11 37H12V35H11ZM15 37V36H14ZM32 37H34V36H32ZM121 37V36H120ZM142 37H144V36H142ZM162 37V36H161ZM238 37H239V35H238ZM3 38H5V37H3ZM10 38V37H9ZM21 38H22V36H21ZM26 38H29V37H26ZM25 38V39H26ZM40 38H42V37H40ZM108 38V37H107ZM119 38V37H118ZM123 38V37H122ZM183 38V37H182ZM181 38V39H182ZM207 38V37H206ZM233 38V37H232ZM248 38V37H247ZM250 38V37H249ZM259 38V37H258ZM0 39H1V37H0ZM12 39V38H11ZM14 39V38H13ZM30 39V38H29ZM28 39V40H29ZM44 39V38H43ZM55 39V38H54ZM133 39V38H132ZM150 39H151V42H153L152 44H161L160 43V41H158V39L157 38H154V36L153 37H150ZM178 39H180V38H178ZM217 39V38H216ZM226 39V38H225ZM229 39V38H228ZM263 39V38H262ZM8 40H10V39H8ZM8 40H6V42L8 41ZM21 40H23V39H21ZM33 40V39H32ZM39 39H37V41H38ZM59 40V39H58ZM118 40V39H117ZM128 40H129V38H128ZM130 40H131V38H130ZM141 40V39H140ZM164 40V39H163ZM177 40V39H176ZM222 40V39H221ZM254 40V39H253ZM256 40V39H255ZM255 40H254V42H255ZM259 40V39H258ZM1 41V40H0ZM4 41V40H3ZM2 41V42H3ZM13 41V40H12ZM20 41V40H19ZM19 41H18V45H19ZM35 41V40H34ZM49 41V40H48ZM54 41V40H53ZM62 41V40H61ZM112 41V40H111ZM119 41H120V38H119ZM123 41H125V40H123ZM174 42H175V40H173ZM218 41V40H217ZM242 41H244V40H242ZM250 41V40H249ZM262 41V40H261ZM10 42H11V40H10ZM30 42V41H29ZM113 42H114V40H113ZM118 42V41H117ZM126 42V41H125ZM148 42H149V40H148ZM150 42V43H151ZM202 42V41H201ZM221 42V41H220ZM219 42V43H220ZM251 42H253L252 40H251ZM257 42V41H256ZM260 42V41H259ZM13 44H14V42H12ZM40 43V42H39ZM38 43V44H39ZM48 43V42H47ZM59 43V42H58ZM57 43V44H58ZM64 43H65V41H64ZM127 43H129V42H127ZM177 43V42H176ZM213 43V42H212ZM248 43V42H247ZM260 43H262V44H264L263 43V41L262 42H260ZM4 44H6V43H4ZM24 45H26L27 44V42L26 43H23ZM30 44V43H29ZM35 44V43H34ZM41 44V43H40ZM53 44V43H52ZM63 44V43H62ZM78 44V43H77ZM124 44V43H123ZM147 44V43H146ZM152 44H148V45H152ZM163 44V43H162ZM166 44V43H165ZM192 44V43H191ZM203 44V43H202ZM234 44H235V42H234ZM242 44V46H243V44L244 43H241ZM255 44H257V45H255V46H258V42L257 43H255ZM261 44V45H262ZM31 45H33V44H31ZM73 45V44H72ZM120 45V44H119ZM168 45H169V42H168ZM171 45V44H170ZM177 45V44H176ZM183 45H184V43H183ZM186 45V44H185ZM201 45V44H200ZM237 45H239V43L237 44ZM0 46H2L3 47V45H0ZM6 46H7V44H6ZM12 46V45H11ZM28 46V45H27ZM26 46V47H27ZM30 46V45H29ZM39 46H41V45H39ZM50 46L51 47H53L51 44H50ZM130 46V45H129ZM181 46H182V43H181ZM180 46V47H181ZM202 46V45H201ZM214 46V45H213ZM226 46H227V44H226ZM233 46V45H232ZM13 47V46H12ZM20 47V46H19ZM44 47V46H43ZM61 47V46H60ZM59 47V48H60ZM65 47V46H64ZM128 47V46H127ZM159 47H161V46H159ZM185 47V46H184ZM208 47V46H207ZM6 48V47H5ZM11 48V47H10ZM10 48H9V50H10ZM16 48V47H15ZM32 48H33V46H32ZM34 48H35V45H34ZM40 48V47H39ZM50 48V47H49ZM67 48V47H66ZM65 48V49H66ZM79 48V47H78ZM110 48V47H109ZM118 48V47H117ZM117 48H114V50L115 49H117ZM142 48V47H141ZM162 48V47H161ZM172 48V47H171ZM224 48H227V47H224ZM223 48V49H224ZM249 49H250V47H248ZM252 48V47H251ZM263 48V47H262ZM14 49V48H13ZM18 49V48H17ZM16 49V50H17ZM28 49V48H27ZM31 49V48H30ZM29 49V50H30ZM52 49V48H51ZM58 49V48H57ZM56 49V50H57ZM74 49V48H73ZM140 49V48H139ZM153 49V48H152ZM190 49H194V46H193V48L191 47ZM212 49V48H211ZM220 49V48H219ZM228 49V48H227ZM238 49V48H237ZM249 49H248V51H249ZM261 49V48H260ZM5 50V49H4ZM6 50H7V48H6ZM5 50V51H6ZM32 50V49H31ZM31 50H30V52H28V53H30L31 54ZM35 50V49H34ZM40 50V49H39ZM47 50V49H46ZM53 50V49H52ZM113 50V49H112ZM113 50V51H114ZM133 50V49H132ZM155 50V49H154ZM158 50V49H157ZM164 50H165V48H164ZM171 50V49H170ZM195 50V49H194ZM230 50V49H229ZM259 50V49H258ZM12 51V50H11ZM10 51V52H11ZM21 51V50H20ZM23 51H24V49H23ZM41 51H42V49H41ZM77 51V50H76ZM80 51V50H79ZM118 51H119V49H118ZM128 51V50H127ZM146 51V50H145ZM144 51V52H145ZM234 51V50H233ZM6 52H9V51H6ZM12 52H14V51H12ZM42 52H44V50L42 51ZM42 52H40V53H42ZM57 52V51H56ZM60 51H58L57 53H59ZM66 52V51H65ZM70 52V51H69ZM121 52V51H120ZM119 52V53H120ZM142 52H143V50H142ZM147 52V51H146ZM154 52V51H153ZM156 52V51H155ZM175 52V51H174ZM253 52V51H252ZM258 52V51H257ZM15 53H17L16 51H15ZM27 53V54H28ZM33 53V52H32ZM34 53H37L38 54V51L37 52H34ZM55 53V52H54ZM71 53V52H70ZM84 53H86V52H84ZM119 53H117V56H118V54ZM126 53V52H125ZM130 53V52H129ZM135 53V52H134ZM168 53V52H167ZM170 53V52H169ZM249 53H250V51H249ZM10 54V53H9ZM8 54V55H9ZM12 54V53H11ZM30 54H29V56H30ZM36 54V55H37ZM44 54V53H43ZM64 54V53H63ZM69 54V53H68ZM75 54V53H74ZM116 54V53H115ZM155 54V53H154ZM232 54V53H231ZM241 54V53H240ZM254 54V53H253ZM41 55V54H40ZM51 55V54H50ZM112 55V54H111ZM127 55V54H126ZM125 55V56H126ZM178 55V54H177ZM185 55V54H184ZM247 55V54H246ZM1 56H3V55H1ZM14 55H12L11 57H13ZM35 56V55H34ZM43 56V55H42ZM62 56H64V55H62ZM62 56H60V57H62ZM71 56V55H70ZM91 56V55H90ZM147 57H149V55L147 54L146 55ZM146 56H144V58L146 57ZM158 56V55H157ZM188 56V55H187ZM191 56V55H190ZM231 56V55H230ZM261 56V55H260ZM4 57H8V56H4ZM14 57H16L17 59H18V57L17 56H14ZM45 57V56H44ZM59 57V58H60ZM134 57V56H133ZM155 58H156V56H154ZM180 57V56H179ZM241 57V56H240ZM20 58V57H19ZM51 58V57H50ZM69 58V57H68ZM71 58V57H70ZM75 58V57H74ZM125 58V57H124ZM127 58V57H126ZM138 58V57H137ZM139 58H141V57H139ZM150 58V57H149ZM160 58V57H159ZM161 58H162V56H161ZM187 58H189V57H187ZM191 58V57H190ZM257 59H258V57H256ZM1 59H3L2 57L0 58V60ZM11 59V58H10ZM25 59V58H24ZM28 59V58H27ZM26 59V60H27ZM47 59V58H46ZM53 59V58H52ZM90 59V58H89ZM88 59V60H89ZM135 59V58H134ZM163 59H165L164 57H163ZM171 59V58H170ZM178 59V58H177ZM263 59V58H262ZM12 60V59H11ZM25 60V61H26ZM44 60V59H43ZM43 60H41V61H43ZM49 60V59H48ZM47 60V61H48ZM76 61H78L77 59H75ZM84 60V59H83ZM87 60V59H86ZM143 61H144V59H142ZM150 60V59H149ZM153 60H154V58H153ZM156 60H158V59H155V62H156ZM159 60H161V59H159ZM166 60V59H165ZM179 60V59H178ZM190 60V59H189ZM250 60V59H249ZM46 61V60H45ZM59 61V60H58ZM169 61V60H168ZM28 62V61H27ZM26 62V63H27ZM44 62V61H43ZM61 62V61H60ZM70 62V61H69ZM68 62V63H69ZM72 62V61H71ZM86 62V61H85ZM88 62H90V61H88ZM138 62V61H137ZM150 62V61H149ZM157 62H159V61H157ZM156 62V63H157ZM167 62V61H166ZM174 62H176L175 60H174ZM174 62H171V64H173ZM182 62H184L183 60H182ZM264 62V61H263ZM2 63H5L4 61L2 62ZM17 63V62H16ZM22 63V62H21ZM26 63H23V64H26ZM31 63H33V62H31ZM48 63V62H47ZM68 63H66V65L68 64ZM77 63V62H76ZM112 63V62H111ZM114 63V62H113ZM112 63V64H113ZM123 63H125V62H123ZM152 63V62H151ZM154 63V62H153ZM161 63V62H160ZM163 63V62H162ZM245 63V62H244ZM248 63V62H247ZM255 63H257V62H255ZM12 64H15V63H12ZM19 64V63H18ZM57 64V63H56ZM62 64V63H61ZM65 64V63H64ZM63 64V65H64ZM85 64V63H84ZM89 64V63H88ZM93 64V63H92ZM109 64H110V62H109ZM115 64H117V63H115ZM137 63H135V65H136ZM142 64H144V63H142ZM147 64V63H146ZM263 64V63H262ZM31 65H33V64H31ZM37 65V64H36ZM44 65V64H43ZM74 65H76L75 63H74ZM114 65V64H113ZM160 65V64H159ZM182 65V64H181ZM247 65H249V64H247ZM2 66V65H1ZM1 66H0V68H1ZM4 66V65H3ZM9 66V65H8ZM19 66V65H18ZM22 66V65H21ZM38 66V65H37ZM45 66H47V65H45ZM60 66V65H59ZM72 66V65H71ZM97 66V65H96ZM100 66V65H99ZM139 66H140V63H139ZM165 66V65H164ZM167 66V65H166ZM180 66V65H179ZM226 66V65H225ZM254 66V65H253ZM255 66H256V64H255ZM258 66V65H257ZM5 67V66H4ZM11 67V66H10ZM14 67H16L15 65H14ZM24 67V66H23ZM50 67V66H49ZM75 67V66H74ZM86 67V66H85ZM113 67V66H112ZM136 67H138V66H136ZM142 67V66H141ZM145 67V66H144ZM152 67V66H151ZM151 67H150V69H151ZM159 67V66H158ZM163 67V66H162ZM181 67V66H180ZM188 67V66H187ZM197 67V66H196ZM261 67V66H260ZM13 68V67H12ZM18 68V67H17ZM25 68V67H24ZM40 68H42V67H40ZM65 68V67H64ZM88 68V67H87ZM89 68H90V66H89ZM101 68V67H100ZM118 68V67H117ZM168 68V67H167ZM166 68V69H167ZM183 68V67H182ZM207 68V67H206ZM205 68V69H206ZM248 68V67H247ZM262 68V67H261ZM260 68V69H261ZM3 68H1V70H2ZM44 69V68H43ZM53 69V68H52ZM55 69V68H54ZM57 69V72L59 71L58 70V68H56ZM62 69V68H61ZM81 69V68H80ZM93 69V68H92ZM97 69V68H96ZM121 69V68H120ZM138 69V68H137ZM152 69H153V67H152ZM151 69V70H152ZM160 69V68H159ZM170 69H171V67H170ZM169 69V70H170ZM198 69V68H197ZM259 69V70H260ZM6 70V69H5ZM20 70V69H19ZM18 70V71H19ZM69 70H71V69H69ZM89 70V69H88ZM101 70V69H100ZM100 70L98 71V70H96L97 72H99L100 73ZM113 70V69H112ZM116 70V69H115ZM115 70H114V72H115ZM130 70V69H129ZM144 70V69H143ZM161 70V69H160ZM220 70V69H219ZM239 70V69H238ZM248 70V69H247ZM256 70H258V69H256ZM21 71V70H20ZM38 71H40V70H38ZM42 71V70H41ZM48 71V70H47ZM62 71V70H61ZM66 71V70H65ZM103 71V70H102ZM117 71V70H116ZM120 71V70H119ZM127 71V70H126ZM131 71V70H130ZM147 71H149V69L147 70ZM168 71V70H167ZM172 71V70H171ZM200 71V70H199ZM224 71V70H223ZM4 72V71H3ZM6 72V71H5ZM44 72H46V71H44ZM64 72V71H63ZM63 72H61V73H63ZM71 72V71H70ZM76 72V71H75ZM93 72H95V70L93 71ZM108 72V71H107ZM118 72V71H117ZM145 72V71H144ZM149 72H151V71H149ZM157 72V71H156ZM159 72H161V71H158V73ZM163 72V71H162ZM178 72V71H177ZM183 72V71H182ZM187 72V71H186ZM206 72V71H205ZM40 73V72H39ZM49 73V72H48ZM65 73V72H64ZM63 73V74H64ZM73 73V72H72ZM128 73V72H127ZM135 73V72H134ZM138 72H136V74H137ZM142 74H145V73H143V72H141ZM147 73V72H146ZM173 73H175V72H173ZM192 73V71L190 72V74ZM220 73V72H219ZM240 73V72H239ZM246 73V72H245ZM47 74V72L45 73V75ZM90 74H91V72H90ZM139 74V73H138ZM152 74V73H151ZM165 74H167V73H165ZM176 74V73H175ZM178 74V73H177ZM180 74V73H179ZM183 74V73H182ZM192 74H194V73H192ZM255 74V73H254ZM263 74V73H262ZM5 75V74H4ZM129 75V74H128ZM156 75H157V73H156ZM195 75V74H194ZM196 75H197V73H196ZM195 75V76H196ZM244 75H246V74H244ZM51 76V75H50ZM57 76V75H56ZM60 76H62V75H60ZM75 76V75H74ZM79 76H80V74H79ZM92 76V75H91ZM134 76V75H133ZM141 76H143V75H141ZM153 76H155V75H153ZM172 76H174V75H172ZM177 76V75H176ZM195 76H194V78H195ZM217 76V75H216ZM239 76V75H238ZM240 76H242V75H240ZM4 77V76H3ZM29 77V76H28ZM31 77V76H30ZM35 77V76H34ZM33 77V78H34ZM47 77V76H46ZM52 77H53V75H52ZM77 77V76H76ZM90 77V76H89ZM122 77H123V75H122ZM125 77V76H124ZM130 77V76H129ZM135 77V76H134ZM156 78H157V76H155ZM155 77H154V80H155ZM160 77V76H159ZM175 77V76H174ZM184 77V76H183ZM193 77V76H192ZM198 77H199V75H198ZM208 77H210V76H208ZM246 77V76H245ZM27 78V77H26ZM36 78H38V77H36ZM35 78V79H36ZM69 78V77H68ZM85 78V77H84ZM104 78V77H103ZM111 78V77H110ZM119 78V77H118ZM136 78V77H135ZM143 78H144V76H143ZM200 78V77H199ZM54 79V78H53ZM76 79H78V78H76ZM102 79V78H101ZM112 79V78H111ZM124 79V78H123ZM133 79V78H132ZM131 79V80H132ZM146 79V78H145ZM255 79V78H254ZM259 79V78H258ZM6 80V79H5ZM47 80H50V79H48V77H47ZM58 80V79H57ZM117 80V79H116ZM119 80V79H118ZM121 80V79H120ZM124 80H126V79H124ZM130 80V79H129ZM156 80H158V79H156ZM163 80V79H162ZM175 80V79H174ZM184 80H187V79H184ZM195 80V79H194ZM203 80V79H202ZM222 80V79H221ZM243 80V79H242ZM244 80H245V78H244ZM36 81H37V79H36ZM41 81V80H40ZM43 81V80H42ZM81 81V80H80ZM93 81V80H92ZM134 82H135V80H133ZM137 81V80H136ZM140 81V80H139ZM153 81V80H152ZM161 81V80H160ZM166 81V80H165ZM172 81V80H171ZM207 81H209V80H207ZM31 82V81H30ZM59 82H60V80H59ZM76 82V81H75ZM96 82V81H95ZM103 82V81H102ZM126 82V81H125ZM124 82V83H125ZM130 82V81H129ZM142 83H143V81H141ZM190 82V81H189ZM197 82H198V80H197ZM210 82V81H209ZM224 82V81H223ZM222 82V83H223ZM246 82H248V81H246ZM254 82V81H253ZM28 83V82H27ZM33 83V82H32ZM37 83V82H36ZM41 83V82H40ZM61 83H62V81H61ZM73 83H74V81H73ZM77 83V82H76ZM79 84H80V82H78ZM97 83V82H96ZM121 83H123L122 81H121ZM124 83H123V85H124ZM127 83H128V81H127ZM151 83V82H150ZM154 83H155V81H154ZM163 83V82H162ZM200 83H201V81H200ZM225 83V82H224ZM44 84H46V83H44ZM57 84H59V83H57ZM68 84V83H67ZM90 84V83H89ZM132 84H133V82H132ZM135 84V83H134ZM137 84H138V82H137ZM147 84V83H146ZM173 84V83H172ZM182 83H180V85H181ZM197 84V83H196ZM208 84V83H207ZM242 84V83H241ZM34 85H35V83H34ZM47 85V84H46ZM45 85V86H46ZM50 85V84H49ZM52 85V84H51ZM139 85V84H138ZM148 85V84H147ZM165 85V84H164ZM223 85V84H222ZM227 85V84H226ZM229 85V84H228ZM26 86V85H25ZM40 86V85H39ZM67 86V85H66ZM70 86H72V85H70ZM69 86V87H70ZM78 86H81V85H78ZM89 86V85H88ZM94 86V85H93ZM134 86H136V85H134ZM149 86V85H148ZM151 86V85H150ZM149 86V87H150ZM154 86H157V85H154ZM161 85H159V87H160ZM167 86H169V85H167ZM173 86H175L174 84H173ZM190 86H191V84H190ZM195 86V85H194ZM220 86V85H219ZM41 87V86H40ZM48 87V86H47ZM46 87V88H47ZM64 87H65V85H64ZM84 87V86H83ZM86 87V86H85ZM104 87V86H103ZM102 87V88H103ZM119 87V86H118ZM121 87V86H120ZM140 87V86H139ZM148 87V88H149ZM179 87V86H178ZM185 87V86H184ZM183 87V88H184ZM189 87V86H188ZM223 87V86H222ZM34 88H36V87H34ZM33 88V89H34ZM45 88V89H46ZM66 88V87H65ZM91 88V87H90ZM123 87H121V89H122ZM135 87H133L132 89H134ZM137 88V87H136ZM151 88H153V86L151 87ZM157 88V87H156ZM170 87H168V89H169ZM171 88H172V86H171ZM174 88V87H173ZM183 88H182V90H183ZM190 88H192V86L190 87ZM194 88V87H193ZM198 88V87H197ZM203 88V87H202ZM226 88V87H225ZM255 88V87H254ZM32 89V90H33ZM71 89V88H70ZM77 89H78V87H77ZM95 89V88H94ZM99 89V88H98ZM130 89V88H129ZM150 89V88H149ZM154 89V88H153ZM152 89V90H153ZM167 89V90H168ZM175 89V88H174ZM178 89V88H177ZM199 89H200V86H199ZM211 89V88H210ZM221 89V88H220ZM41 90V89H40ZM39 90V91H40ZM42 90H43V88H42ZM48 90V89H47ZM87 91L89 90V89H86ZM105 90V89H104ZM114 90V89H113ZM146 90V89H145ZM158 90H159V88H158ZM192 90V89H191ZM212 90V89H211ZM218 90H219V88H218ZM224 90V89H223ZM226 90V89H225ZM228 90V89H227ZM37 91V90H36ZM44 91H46V90H44ZM61 91H63V90H61ZM85 91V90H84ZM97 91V90H96ZM95 91V92H96ZM101 91H102V89H101ZM101 91L99 92V93H101ZM121 91V90H120ZM124 91H127L126 90V88H125V90H123V92ZM143 91V90H142ZM149 91V90H148ZM147 91V92H148ZM160 91V90H159ZM174 91V90H173ZM195 91V90H194ZM209 91V90H208ZM213 91V90H212ZM32 92V91H31ZM93 92V91H92ZM105 92V91H104ZM107 92V91H106ZM146 92V93H147ZM157 92V91H156ZM180 92V91H179ZM202 92V91H201ZM204 92V91H203ZM206 92V91H205ZM221 92H222V90H221ZM229 92V91H228ZM242 92V91H241ZM61 93H63V92H61ZM87 93V92H86ZM85 93V94H86ZM125 93V92H124ZM127 93L129 94V91H127ZM146 93H143V94H145L146 95ZM150 93H153V91H151ZM178 93V92H177ZM193 93V92H192ZM195 93V92H194ZM219 93V92H218ZM18 94V93H17ZM38 94V93H37ZM52 94H53V92H52ZM51 94V95H52ZM88 94V93H87ZM104 94V93H103ZM117 94V93H116ZM116 94H115V96H116ZM119 94H120V92H119ZM138 94V93H137ZM154 94V93H153ZM184 94V93H183ZM196 94V93H195ZM201 94V93H200ZM205 94V93H204ZM213 94H215V93H213ZM220 94V93H219ZM42 95V94H41ZM44 95H45V92H44ZM90 95V91H89V94H88V96ZM118 95V94H117ZM151 96H152V94H150ZM160 95V94H159ZM163 95V94H162ZM186 95V94H185ZM207 95H209V94H207ZM228 95V94H227ZM240 95V94H239ZM35 96H36V94H35ZM34 96V97H35ZM73 96H74V94H73ZM72 96V97H73ZM82 96V95H81ZM92 95H90V97H91ZM93 96H96L95 94L93 95ZM101 96V95H100ZM104 96H108V95H104ZM158 96V95H157ZM157 96H156V99H157ZM164 96V95H163ZM175 96V95H174ZM212 96V95H211ZM235 96V95H234ZM245 96H247V95H245ZM97 98H98V96H96ZM95 97V98H96ZM102 97V96H101ZM120 97H123L122 96V94H121V96ZM128 97V96H127ZM137 97V96H136ZM135 97V98H136ZM139 97V96H138ZM178 97V96H177ZM187 97V96H186ZM208 97V96H207ZM207 97H206V99H207ZM219 97V96H218ZM222 97V96H221ZM8 98V97H7ZM28 98V97H27ZM61 98V97H60ZM64 98V97H63ZM77 98H78V96H77ZM81 98H83V97H80L79 99L80 100H82ZM142 98H143V96H142ZM152 98V97H151ZM151 98H150V100H151ZM155 98V97H154ZM153 98V99H154ZM191 98V97H190ZM201 98V97H200ZM225 98V97H224ZM244 98V97H243ZM9 99V98H8ZM8 99H7V101H8ZM84 99H85V97H84ZM87 99V98H86ZM118 99V98H117ZM124 99V98H123ZM173 99V98H172ZM182 99H183V97H182ZM202 99V98H201ZM205 99V98H204ZM219 99V98H218ZM223 99V98H222ZM221 99V100H222ZM232 99V98H231ZM60 100V99H59ZM66 100V99H65ZM69 100V99H68ZM78 100V99H77ZM90 101H91V99H89ZM99 100V99H98ZM103 100H104V98H103ZM115 101H117L116 99H114ZM149 100V99H148ZM224 100V99H223ZM227 100V99H226ZM32 101H34V100H32ZM35 101H37V100H35ZM70 101H71V98H70ZM79 101V100H78ZM93 101V100H92ZM96 101V100H95ZM99 101H101L102 102V100H99ZM125 101V100H124ZM146 101V100H145ZM156 101V100H155ZM203 101V100H202ZM206 101V100H205ZM13 102V101H12ZM19 102V101H18ZM38 102H40L39 100H38ZM75 102V101H74ZM74 102H73V104H74ZM81 102V101H80ZM104 102V101H103ZM123 102V101H122ZM121 102V103H122ZM134 102V104H135V101H133ZM152 102V101H151ZM172 102H174V100L172 101ZM171 102V103H172ZM194 102V101H193ZM192 102V103H193ZM219 102H221V101H219ZM29 103V102H28ZM30 103H32V102H30ZM66 103V102H65ZM84 103H86V102H84ZM93 104H94V102H92ZM96 103V102H95ZM107 103V102H106ZM116 103V102H115ZM120 103V102H119ZM125 103V102H124ZM204 103H206L207 104V102H204ZM223 103H225V102H223ZM12 104V103H11ZM35 104V103H34ZM69 104V103H68ZM72 104V103H71ZM75 104H77V103H75ZM97 104V103H96ZM105 104V103H104ZM141 104V103H140ZM180 104H181V102H180ZM195 104V103H194ZM197 104V103H196ZM15 105V104H14ZM31 105V104H30ZM36 105V104H35ZM47 105V104H46ZM50 105V104H49ZM86 104H84V106H85ZM100 104L98 103V106H99ZM102 105V104H101ZM100 105V106H101ZM183 105V104H182ZM221 105H222V102H221ZM229 105V104H228ZM34 106V105H33ZM38 106V105H37ZM51 106V105H50ZM63 106V105H62ZM65 106V105H64ZM63 106V107H64ZM69 106H71V105H69ZM73 106H75V105H73ZM79 106H80V104H79ZM83 106V105H82ZM103 106V105H102ZM105 106V105H104ZM110 106H112V105H109V107ZM114 106H115V104H114ZM118 106L119 107H121L119 104H118ZM141 106V105H140ZM139 106V107H140ZM172 106V105H171ZM170 106V107H171ZM192 106V105H191ZM202 106V105H201ZM223 106H225V104L223 105ZM223 106H221L222 108H223ZM36 107V106H35ZM47 107H49V106H47ZM46 107V108H47ZM53 107V106H52ZM66 107V106H65ZM90 107H91V105H90ZM107 107V106H106ZM109 107H107V108H109ZM116 107H117V105H116ZM136 107V106H135ZM183 107V106H182ZM186 107V106H185ZM207 107V106H206ZM209 107H211V106H209ZM219 107V106H218ZM217 107V108H218ZM2 108V107H1ZM8 108H10V107H8ZM22 108H24V107H22ZM30 108H31V106H30ZM29 108V109H30ZM33 108V107H32ZM79 108V107H78ZM80 108H82V107H80ZM84 108H87V107H84ZM84 108L82 109V110H84ZM99 108V107H98ZM105 108V107H104ZM113 108V107H112ZM205 108V107H204ZM231 108V107H230ZM248 108V106L247 107H242V109L240 108V109H236V111H238V113L241 111V113H244V114H247L246 113V111H245V109H247ZM19 109V108H18ZM37 109H38V107H37ZM40 109H42V107H40ZM57 109V108H56ZM68 109H69V107H68ZM87 109H89V108H87ZM90 109H94V108H90ZM100 109V108H99ZM98 109V110H99ZM124 109V108H123ZM159 109H160V107H159ZM175 109V108H174ZM187 109V108H186ZM206 109H208V107L206 108ZM220 109V108H219ZM218 109V110H219ZM3 110V109H2ZM2 110H0L1 112H2ZM13 110V109H12ZM23 110V109H22ZM55 110V109H54ZM70 110V109H69ZM76 110V109H75ZM79 110V109H78ZM95 110V109H94ZM94 110H92V111H94ZM102 110V109H101ZM100 110V111H101ZM138 110V109H137ZM144 110V109H143ZM153 110V109H152ZM192 110H194L193 108H192ZM197 110V109H196ZM201 110V109H200ZM211 110V109H210ZM217 110V109H216ZM217 110V111H218ZM222 110H224V109H222ZM222 110H221V112H222ZM4 111V110H3ZM41 111V110H40ZM39 111V109H38V112H40ZM64 111H65V109H64ZM72 111H74V109L72 110ZM85 111V110H84ZM83 111V112H84ZM92 111H91V116H92ZM113 111V110H112ZM117 111H120L119 109H117ZM127 111V110H126ZM131 111H133V109L131 110ZM136 111V110H135ZM185 111V110H184ZM203 112H204V110H202ZM216 111V112H217ZM245 111V112H244ZM247 111L249 112V114H250V109H247ZM22 112V111H21ZM29 112V111H28ZM27 112V113H28ZM34 112V111H33ZM67 112V111H66ZM70 112H71V110H70ZM90 112V111H89ZM97 112V111H96ZM99 112V111H98ZM102 112H104V111H102ZM107 112V111H106ZM116 112V111H115ZM171 112V111H170ZM177 112V111H176ZM181 112V111H180ZM214 112V111H213ZM225 112L226 111H224V113L222 114V115H224L225 114ZM234 111H232V113H233ZM35 113V112H34ZM33 113V115H35ZM41 113V112H40ZM57 113V112H56ZM73 113V112H72ZM77 113H79V112H76V116H77ZM88 113V112H87ZM94 113V112H93ZM111 113V112H110ZM130 113V112H129ZM173 113V112H172ZM200 113V112H199ZM210 113V112H209ZM220 113V112H219ZM13 114V113H12ZM23 114V113H22ZM61 114V113H60ZM63 114V113H62ZM71 114V113H70ZM69 114V116H71ZM104 114V113H103ZM113 114V113H112ZM115 114H117V113H115ZM121 115L123 114V113H120ZM160 114V113H159ZM169 114V113H168ZM206 114V113H205ZM216 114V113H215ZM39 115H41V114H39ZM48 116H51V113L49 114H47ZM84 115H86L85 113H84ZM83 114H82V116H84ZM87 115H89V113L87 114ZM94 115V114H93ZM132 115H133V113H132ZM190 115V114H189ZM194 115H195V112H194ZM207 115H209V114H207ZM206 115V116H207ZM14 116V115H13ZM19 116V115H18ZM17 116V117H18ZM23 116H24V114H23ZM28 116V115H27ZM43 116H45V115H42V117ZM61 116H63V115H61ZM74 116V115H73ZM90 116V115H89ZM88 116V117H89ZM110 116V115H109ZM108 116V117H109ZM164 116V115H163ZM172 116V115H171ZM205 116V117H206ZM237 116V115H236ZM235 116V117H236ZM245 115H243L242 117H244ZM20 117H22L21 115H20ZM38 117V116H37ZM42 117H40L41 118V120H39V121H42ZM79 117V116H78ZM94 116H92V118H93ZM107 117V118H108ZM121 117V116H120ZM119 117V118H120ZM128 117V116H127ZM137 117V116H136ZM166 115H165V119H166ZM175 117V116H174ZM198 117V116H197ZM201 117V116H200ZM203 117V116H202ZM201 117V118H202ZM217 117V116H216ZM264 117V116H263ZM11 118H13V117H11ZM34 118V117H33ZM39 118V117H38ZM53 118V117H52ZM55 118V117H54ZM53 118V119H54ZM57 118H58V116H57ZM56 118V119H57ZM71 118H72V116H71ZM86 118V117H85ZM90 118V117H89ZM98 118V117H97ZM110 118V117H109ZM122 118V117H121ZM124 118V117H123ZM130 118V117H129ZM134 118H135V116H134ZM143 119H144V117H142ZM157 118V117H156ZM183 118V117H182ZM188 118V117H187ZM30 119V118H29ZM36 119V118H35ZM80 119V118H79ZM95 119V118H94ZM127 119V118H126ZM138 119V117L135 119V120H137ZM176 119V118H175ZM196 119V118H195ZM205 119H207V117L205 118ZM205 119H203V120H205ZM208 119H211V118H208ZM255 119V118H254ZM254 119L253 118H251V119H249L250 120V125L248 124V119H242V121L244 120V122H243V124H242V126H246V125H248L249 127L248 128H251V129H254V127H253V125H254ZM16 119H14L13 120V122L15 121ZM18 120V119H17ZM31 120H33V119H31ZM30 120V122H32ZM47 120V119H46ZM55 120V119H54ZM61 120H62V118H61ZM63 120H65V119H63ZM104 120H106V118L104 119ZM103 120V121H104ZM119 120V119H118ZM123 120V119H122ZM122 120H121V122H122ZM133 121V122H136V121ZM139 120H141V118L139 119ZM139 120H137V122L139 121ZM167 120V119H166ZM191 120V119H190ZM223 120V119H222ZM229 120V119H228ZM24 121H26V120H24ZM38 121V122H39ZM44 121V120H43ZM47 121H49V120H47ZM57 121H58V119H57ZM85 121H87V118H86V120ZM85 121H84V123H85ZM91 121H92V119H91ZM99 121V120H98ZM129 121H130V119H129ZM129 121H126V122H129ZM175 121V120H174ZM206 121V120H205ZM214 121V120H213ZM212 120H209V121H207L204 125H205V130H204V132H205V134H208V135H210V137L212 138V143L210 142V146H209V148H210V150L212 151V156L210 157V159L211 160H213L215 163L212 165L211 164V166H208V167H206L204 164H200V162H197V161H201V162H204V163H207L208 161V159L206 158V156H204V155H202L201 157L202 158H196V157H194V158H196L197 160L195 161V160H193V164L195 163V162H197L196 164H194L193 166L194 167H192L191 168V166L189 167L188 166V168H187V166H186V168L188 169L187 171H186V174H189L190 172V170H191V172H195L196 174H199V175H195L196 176V178H200V177H207L208 175H212V176H208L209 177V179H211V180H213V178L214 177H216V176H218V178L219 179H221L219 182H216L215 183V186H218L219 185V183H226V182H228V180H230L229 182H230V185H232V186H230L229 185V187H227L225 190L227 191V193L231 196H234V197H236V198H234V197H229V198H227V200L228 201H230L231 203H233V204H235L234 202H236V204L238 203V204H240V205H244V206H248L249 204H251V202H253V203H255L256 202V198H259V197H261V196H259L258 197V195H255L254 197L252 196V194L250 195V193H249V191H251V193L254 191L253 189H255V186H257L258 188H261L263 191H264V178H259V177H256V178H253V177H255L254 175H252V176H250V175H246V171L244 172L243 171V169H245V170H247V164H246V162L245 161H243V160H246V158H247V156H253V155H251V154H254V153H249V154H246V153H244V155L241 153L242 152V147H241V145H240V142H242V140H240V136H239V133H243V131H242V126H241V129H240V127L237 129V131H235L234 133H233V135H234V137L233 138H230V139H226V137H227V135H228V130L226 129V126H225V124L224 125H222L221 127H220V129H219V126H217V125H214ZM221 121V120H220ZM224 121V120H223ZM223 121H222V123H223ZM226 121V120H225ZM230 121H231V123H234V121L232 120V119H230ZM229 121V122H230ZM236 121H238V117L236 118ZM19 122V121H18ZM23 122V121H22ZM46 122V121H45ZM50 122V121H49ZM56 122V121H55ZM59 122V121H58ZM83 122V121H82ZM89 122V121H88ZM93 122V121H92ZM131 122V121H130ZM163 122V121H162ZM167 122V121H166ZM229 122H227L228 123V125H229ZM10 123V122H9ZM15 123V122H14ZM27 123H28V121H27ZM33 123V122H32ZM34 123H35V121H34ZM43 124H44V122H42ZM54 123V122H53ZM91 123V122H90ZM114 123V122H113ZM132 123V122H131ZM185 123V122H184ZM187 123V122H186ZM190 123V122H189ZM202 123V122H201ZM203 123H204V121H203ZM203 123L201 124V125H203ZM226 123V124H227ZM238 123H241V121L239 122L238 121ZM30 124V123H29ZM38 124V123H37ZM42 124V125H43ZM52 124V123H51ZM56 124H57V122H56ZM59 125H60V123H58ZM97 124V123H96ZM110 124V123H109ZM125 124V123H124ZM167 124H169L168 122H167ZM183 124V123H182ZM221 124V123H220ZM219 124V125H220ZM17 125V124H16ZM31 125H33V124H31ZM46 125V124H45ZM115 125V124H114ZM132 125V124H131ZM163 125H165V124H163ZM237 125H239V124H237ZM20 126V125H19ZM28 126V125H27ZM48 126V125H47ZM52 125H49V127L50 128H52L51 127ZM167 126V125H166ZM184 126V125H183ZM230 126V125H229ZM234 126H236V125H234ZM34 127V126H33ZM36 127V126H35ZM34 127V128H35ZM48 127V128H49ZM67 127V126H66ZM74 127V126H73ZM88 127V126H87ZM101 127V126H100ZM110 127V126H109ZM113 127V126H112ZM120 127H122V125L120 126ZM125 127V126H124ZM168 127V126H167ZM176 127V126H175ZM195 127V126H194ZM231 127H232V125H231ZM230 127V128H231ZM17 128V127H16ZM55 128V127H54ZM60 128V127H59ZM69 128V127H68ZM67 128V129H68ZM86 128V127H85ZM89 128V127H88ZM115 128V127H114ZM133 128H134V126H133ZM171 128V127H170ZM178 128V127H177ZM184 128V127H183ZM247 128V129H248ZM42 129V128H41ZM40 129V130H41ZM53 129V128H52ZM51 129V130H52ZM56 129V128H55ZM63 129V127H61L60 128V130H62ZM70 129V128H69ZM72 129V128H71ZM80 129H82V128H80ZM93 129V128H92ZM97 129V128H96ZM96 129H94V130H96ZM119 129V128H118ZM149 129H151V128H149ZM172 129H174L173 127H172ZM185 129V128H184ZM187 129V128H186ZM193 129V128H192ZM16 130H20V129H16ZM35 129H33V131H34ZM45 130H47V129H45ZM54 130V129H53ZM123 129H121V131H122ZM131 130V129H130ZM168 130V129H167ZM175 130V129H174ZM32 131V130H31ZM30 131V132H31ZM32 131V132H33ZM43 131V130H42ZM67 131V130H66ZM69 131V130H68ZM85 131V130H84ZM93 131V130H92ZM104 131H106V130H103V132L102 131H100V135H101V132L102 133H104ZM120 131V130H119ZM153 132L155 131V130H152ZM157 131V130H156ZM158 131H159V129H158ZM173 131V130H172ZM252 131V130H251ZM45 132V131H44ZM58 132V131H57ZM56 132V133H57ZM72 132V131H71ZM82 132V131H81ZM94 132V131H93ZM93 132H92V134H93ZM131 132H132V130H131ZM187 132V131H186ZM246 132V131H245ZM264 132V131H263ZM17 133H18V131H17ZM34 133V132H33ZM40 133H41V131H40ZM49 133V132H48ZM52 133V132H51ZM56 133H54V134H56ZM73 133H75V131L73 132ZM78 133V132H77ZM96 133V132H95ZM150 133V132H149ZM154 133H156V132H154ZM193 133V132H192ZM54 134H53V136H54ZM58 134V133H57ZM66 134V133H65ZM69 135H70V133H68ZM76 134V133H75ZM87 134V133H86ZM90 134V133H89ZM98 134V133H97ZM105 134V133H104ZM124 134V133H123ZM126 134V133H125ZM127 134H129V133H127ZM159 137H160V142L158 143V144H148L150 147L149 148H153V147H157V148H160V150L162 151V152H166L167 151V148L165 147V146H169V149H170V147H172L171 145H168V143H167V141L165 142V138H167V140H168V142H170V140L173 142V141H175L176 139L174 138V137H177L176 136V133H171V131H170V133L168 132V131H166V132H158V133H156ZM194 134V133H193ZM49 135H50V133H49ZM59 135V134H58ZM71 135H73V134H71ZM77 135V134H76ZM109 135V134H108ZM108 135H107V137H108ZM111 135V134H110ZM130 135H135V133L134 134H130ZM237 135V136H236ZM242 135V134H241ZM32 136V135H31ZM57 136V135H56ZM67 136V135H66ZM90 136V135H89ZM106 136V135H105ZM124 136V135H123ZM123 136H117L116 134L115 135H113L112 136V138L111 139H114L113 141H114V143H116V146H118L119 148H120V150L118 149V151L116 150V152H119L120 153V151L121 152H124V151H127V150H129V149H125V148H127L126 147V145H125V140H124V137ZM186 136H187V133H186ZM185 136V137H186ZM243 136V135H242ZM29 137V136H28ZM49 137V136H48ZM52 137V136H51ZM50 137V138H51ZM55 137V136H54ZM62 137V136H61ZM82 137H84V134H83V136ZM92 137V136H91ZM135 139H136V143H138L139 144V146L142 144V142H143V139H144V137L146 138V132H145V134H144V136H143V134L142 135H135ZM178 137L181 139L182 137H180L179 135H178ZM198 137V136H197ZM202 137V136H201ZM206 137V136H205ZM81 138V137H80ZM87 138V137H86ZM178 138V139H179ZM187 138L189 139V137L187 136ZM193 138V137H192ZM195 138H196V136H195ZM229 138V137H228ZM242 138V137H241ZM53 139V137L51 138V140ZM58 139V138H57ZM68 139V138H67ZM70 139V138H69ZM92 139H94V138H92ZM98 139H100V137L98 138ZM175 139V140H174ZM243 140H244V138H242ZM263 139V138H262ZM54 140H56V137L54 138ZM59 140V139H58ZM148 140V139H147ZM182 140V139H181ZM199 140H201V145L200 146H202L201 148H203V146H204V144L206 143V141L204 140V137L203 138H201V139H199ZM209 140V139H208ZM259 140H261V139H259ZM10 141V140H9ZM67 141V140H66ZM73 141V140H72ZM96 141V140H95ZM100 141V140H99ZM112 141V142H113ZM186 141V140H185ZM184 140H183V142H185ZM49 142H51L50 140H49ZM56 142V141H55ZM102 142V141H101ZM108 142H109V144H103V143H100L99 145L100 146H106L107 148L106 149H110V147L111 146H113L112 144H111V141L110 140H108ZM148 142V141H147ZM180 142V141H179ZM199 144H200V141H197ZM260 142V141H259ZM24 144H25V142H23ZM22 143V144H23ZM47 143H48V141H47ZM60 143V142H59ZM63 143V142H62ZM65 143V142H64ZM68 143V142H67ZM73 143V142H72ZM89 143V142H88ZM106 143V142H105ZM144 144H146L145 143V141L143 142ZM181 143H182V141H181ZM192 143V142H191ZM203 143V144H202ZM243 143H246V142H243ZM242 143V144H243ZM55 144V143H54ZM131 144V143H130ZM143 144V145H144ZM185 144V143H184ZM195 144V143H194ZM235 144L237 145V146H239V150H238V148H236L237 149V154H238V156H241V159L240 160H238V156H236V158H233L232 157V154H234V150H232V146H234L235 147ZM260 144H264V143H261L260 142ZM58 145V144H57ZM60 145H62V144H60ZM64 145V144H63ZM62 145V146H63ZM147 145V144H146ZM147 145V146H148ZM196 145H197V143H196ZM243 145H245V144H243ZM61 146V147H62ZM67 146V145H66ZM134 146V145H133ZM200 146H198V147H200ZM206 146V145H205ZM92 147H93V145H92ZM135 147V146H134ZM192 147V146H191ZM194 147L195 146H193L192 147V149H190L191 150V153H193L194 151H195V149H194ZM233 147V148H234ZM246 147V146H245ZM251 147V146H250ZM255 147V146H254ZM253 147V148H254ZM259 147V146H258ZM261 147V146H260ZM55 148V147H54ZM90 148V147H89ZM88 148V150L89 151H86L87 153H89L90 152V149ZM145 148V147H144ZM174 148V147H173ZM240 148L242 149V150H240ZM56 149V148H55ZM62 149V148H61ZM65 149V148H64ZM63 149V150H64ZM131 149V148H130ZM133 149V148H132ZM154 149V148H153ZM200 149V148H199ZM245 149V148H244ZM262 149V148H261ZM57 150V149H56ZM68 150V149H67ZM79 151H81V149L79 148L78 149ZM105 150V149H104ZM134 150V149H133ZM132 150V151H133ZM175 150V149H174ZM202 151L203 150H205V148H203V149H201ZM209 150V149H208ZM209 150V151H210ZM246 150V149H245ZM249 150V149H248ZM259 150V149H258ZM96 151H97V149H96ZM101 151V150H100ZM106 151V150H105ZM109 151H112V149L111 150H109ZM108 151V152H109ZM131 151V150H130ZM150 151H151V149H150ZM150 151H148V152H150ZM153 151H155V150H153ZM177 151H178V149H177ZM179 151H180V149H179ZM183 151H184V149H183ZM244 151V150H243ZM250 151V150H249ZM256 150H254V152H255ZM263 151H264V149H263ZM65 152H68V151H65ZM78 152V151H77ZM99 152V151H98ZM157 152V151H156ZM156 152H154V154L156 153ZM181 152V151H180ZM179 152V153H180ZM204 152V151H203ZM205 152H207V150L205 151ZM246 152H248V151H246ZM259 152H260V150H259ZM258 152V153H259ZM76 153V152H75ZM102 153H104V152H102ZM101 153V154H102ZM110 153V152H109ZM118 153V154H119ZM142 153V152H141ZM151 153V152H150ZM188 153V152H187ZM74 154V153H73ZM77 154V153H76ZM158 154H159V152H158ZM169 154V153H168ZM177 154V153H176ZM174 155V158H173V161L175 162V161H179V157H177V155ZM209 154V153H208ZM66 155V154H65ZM78 155V154H77ZM109 155V154H108ZM111 156H112V153L110 154ZM144 155V154H143ZM236 155V154H235ZM263 155V154H262ZM106 156V155H105ZM151 156H153V155H151ZM187 155H185V157H186ZM194 156V155H193ZM259 156V155H258ZM81 157V156H80ZM92 157V156H91ZM167 157V156H166ZM169 157V156H168ZM168 157H167V159H168ZM182 157H184V156H181L180 158H182ZM238 157V158H237ZM257 157V156H256ZM68 158V157H67ZM75 158H76V156H75ZM93 158V157H92ZM92 158H90V160L92 159ZM102 158V157H101ZM106 158V157H105ZM108 158V157H107ZM106 158V159H107ZM111 158V157H110ZM188 158V157H187ZM190 159H191V157H189ZM249 158V157H248ZM79 159V158H78ZM82 159V158H81ZM88 159V158H87ZM109 159V158H108ZM148 159V158H147ZM146 159V160H147ZM152 159V158H151ZM150 159V160H151ZM163 159V158H162ZM183 159V158H182ZM253 159V158H252ZM83 160V159H82ZM164 160V159H163ZM243 161V164H241L242 163V161ZM249 160V159H248ZM251 160V159H250ZM257 160V159H256ZM255 160V161H256ZM262 160H263V158H262ZM79 161V160H78ZM95 161H97V160H95ZM102 161V160H101ZM144 161V160H143ZM183 161V160H182ZM195 161V162H194ZM253 161V160H252ZM259 161V160H258ZM81 162V161H80ZM88 162H91V161H89L88 160ZM146 162V161H145ZM144 162V163H145ZM168 162V161H167ZM260 162V161H259ZM75 163V162H74ZM82 163H83V161H82ZM85 163V162H84ZM169 163V162H168ZM183 163V162H182ZM190 163V162H189ZM247 163H249V162H247ZM258 163V162H257ZM71 164H72V162H71ZM76 165H77V163H75ZM149 164V163H148ZM192 163H190V165H191ZM238 164V165H237ZM250 164V163H249ZM8 165V164H7ZM31 165V164H30ZM81 165V164H80ZM104 165V164H103ZM110 165V164H109ZM146 165V164H145ZM144 165V166H145ZM150 165V164H149ZM166 165L168 166V164L166 163ZM242 165V166H241ZM27 166H29L28 164H27ZM26 166V169L28 168ZM99 166H102V164H99ZM122 166V165H121ZM124 166H126V165H124ZM32 168H33V164H32V166H31ZM75 167V166H74ZM77 167V166H76ZM82 167V166H81ZM87 167V166H86ZM182 167H183V172L185 173V168H184V164L182 165ZM262 167V166H261ZM264 167V166H263ZM20 168V167H19ZM67 168H68V166H67ZM79 168V167H78ZM92 168V167H91ZM94 168V167H93ZM101 168V167H100ZM108 168V167H107ZM123 168V167H122ZM125 168V167H124ZM128 168V167H127ZM240 168H241V170H242V172H241V170H240ZM253 168V167H252ZM251 168V169H252ZM256 169H257V167H255ZM21 169V168H20ZM29 169V168H28ZM33 169H35V168H33ZM119 169V168H118ZM160 169V168H159ZM163 169V168H162ZM161 169V170H162ZM207 169V170H206ZM250 169V170H251ZM263 169V168H262ZM15 170V169H14ZM79 170V169H78ZM92 170V169H91ZM100 170V169H99ZM106 170H108V169H106ZM154 170V169H153ZM167 170H168V168H167ZM253 170V169H252ZM255 170V169H254ZM259 170V169H258ZM264 170V169H263ZM17 171H18V169H17ZM20 171V170H19ZM19 171H18V173H19ZM109 171V170H108ZM127 171V170H126ZM151 171V170H150ZM170 171V170H169ZM249 171V170H248ZM29 172V171H28ZM33 172V171H32ZM71 172V171H70ZM74 172V171H73ZM73 172H71V173H73ZM118 172V171H117ZM122 172H125V171H122ZM129 172V171H128ZM128 172H126V173H128ZM153 172H155V171H153ZM189 172V173H188ZM15 173V172H14ZM119 173V172H118ZM130 173V172H129ZM172 173V172H171ZM60 174H62V173H60ZM77 174H79V173H77ZM100 174V173H99ZM114 174V173H113ZM115 174H116V172H115ZM123 174V173H122ZM131 174V173H130ZM129 174V175H130ZM254 174V173H253ZM259 174V173H258ZM31 175H32V173H31ZM70 175V174H69ZM120 175H121V173H120ZM167 175V174H166ZM194 175V174H193ZM113 176V175H112ZM121 176H123V175H121ZM131 176V175H130ZM154 176V175H153ZM170 176V175H169ZM257 176V175H256ZM261 176V175H260ZM15 177V176H14ZM80 177V176H79ZM147 177V176H146ZM145 177V178H146ZM149 177V176H148ZM151 177V176H150ZM156 177V179H158V178H160V177H157V174H155V176L153 177V178H155ZM72 178V177H71ZM78 178V177H77ZM123 179H125V177L123 178ZM139 179V178H138ZM215 179V178H214ZM74 180V179H73ZM78 180V179H77ZM122 180V179H121ZM190 180V179H189ZM215 180H217V179H215ZM251 180H253V181H251ZM79 181H81L80 179H79ZM140 180H136V182H134L135 183V185L136 184H138V185H141V181L139 182ZM148 181V180H147ZM158 181V180H157ZM164 181V180H163ZM179 181V180H178ZM178 181H176V185H179L177 182ZM186 181H187V179H186ZM64 182V181H63ZM161 182V181H160ZM172 182V181H171ZM80 183V182H79ZM133 183V182H132ZM133 183V184H134ZM170 183V182H169ZM168 183V184H169ZM185 183H187V182H185ZM0 184H1V182H0ZM255 184V186L254 187H251L252 185H254ZM81 185H85V187H86V182L84 181V182H82V184ZM173 185V184H172ZM223 185V184H222ZM225 185V184H224ZM163 186H164V183H163ZM201 186V185H200ZM214 185H210V187L209 188H211V189H214V187H215ZM227 186V185H226ZM62 187V186H61ZM73 187V186H72ZM112 187V186H111ZM130 187V186H129ZM170 187V186H169ZM11 188V187H10ZM75 188V187H74ZM113 188V187H112ZM153 188H155V187H153ZM161 188H162V186H161ZM216 188V187H215ZM229 188H234V189H236V190H231V189H229ZM156 190H157V187L155 188ZM159 189V188H158ZM163 189V188H162ZM161 189V190H162ZM173 189V188H172ZM176 189V188H175ZM65 190V189H64ZM70 190V189H69ZM83 190V189H82ZM165 190V189H164ZM204 191H205V193H206V190H207V187L206 186H204V189H203ZM132 191V190H131ZM160 191V190H159ZM166 191V190H165ZM257 191V190H256ZM9 192V191H8ZM84 192V191H83ZM162 192H164V191H162ZM191 198H194L193 196H198V193H200V188L199 187H196V186H194L193 185V188L191 189ZM261 192V191H260ZM134 193V192H133ZM213 193V192H212ZM259 193V192H258ZM130 194V193H129ZM164 194H165V192H164ZM183 194V193H182ZM204 194V193H203ZM208 195L207 196H205V198H208L209 200H210V198H213V196H212V194H211V192L209 191V193H207ZM88 195V194H87ZM91 195V194H90ZM135 195V194H134ZM254 195V194H253ZM84 196H85V194H84ZM187 196V195H186ZM185 196V197H186ZM218 196V195H217ZM130 197H135V196H130ZM149 197V196H148ZM180 197H181V194H180ZM219 197V196H218ZM227 197H228V195H227ZM90 198V197H89ZM147 198V197H146ZM198 198V197H197ZM200 198H204V197H200ZM115 199V198H114ZM136 199V198H135ZM134 199V200H135ZM138 199V198H137ZM149 199H150V197L148 198V201H149ZM219 199V198H218ZM93 200V199H92ZM129 200V199H128ZM128 200H126V201H128ZM151 200V199H150ZM169 200V199H168ZM184 200V199H183ZM187 200V199H186ZM192 200V199H191ZM204 200H206V199H204ZM56 201V200H55ZM126 201H125V203H126ZM133 201V200H132ZM142 201V200H141ZM147 201V202H148ZM162 201H164V200H162ZM190 201V200H189ZM212 201V200H211ZM210 201V202H211ZM242 201H244V202H242ZM264 201V200H263ZM156 202V201H155ZM165 202V201H164ZM170 202V201H169ZM168 202V203H169ZM172 202V201H171ZM181 202V201H180ZM198 202H200V203H202V205H204V203L202 202V201H198ZM229 202V203H230ZM260 202H262V201H260ZM123 203V202H122ZM158 202H156V204H157ZM167 203V202H166ZM167 203V205L169 206V204ZM195 203V202H194ZM213 203V202H212ZM245 203V204H244ZM246 203L248 204V205H246ZM130 204V203H129ZM134 204V203H133ZM141 204V203H140ZM146 204V203H145ZM152 204H154V203H152ZM160 204H162V203H160ZM199 204V203H198ZM224 204V203H223ZM260 205H261V203H259ZM78 205H79V203H78ZM135 206V205H134ZM151 206V205H150ZM160 206V205H159ZM181 206V203L180 204H178L177 205V207H176V210L175 211H177L178 213H180V216H182V217H185L186 216V214H187V212H189V210H191V207L192 206H190L189 208H187L186 210H182V211H180V207ZM188 206V205H187ZM197 206V205H196ZM201 206V205H200ZM232 206V205H231ZM237 206V205H236ZM96 207V206H95ZM128 207V206H127ZM143 207V206H142ZM146 207H147V205H146ZM154 207V206H153ZM234 208H235V205L233 206ZM253 207V206H252ZM256 207V206H255ZM261 207V206H260ZM144 208V207H143ZM148 208V207H147ZM160 208V207H159ZM167 208V207H166ZM157 209V208H156ZM161 209V208H160ZM214 209V211H215V214L214 215H212V213H213V211H211L212 213H210L209 214V216L208 217H206V219L207 218H211L212 220H214L215 218L216 219H218V220H225L224 219V216H226L225 214H223V215H221V213L220 212H217L216 211V207H214L213 208ZM256 209V208H255ZM263 209V208H262ZM147 210V209H146ZM163 210H164V207H163ZM207 210V209H206ZM257 210V209H256ZM136 211V210H135ZM140 211V210H139ZM151 211V210H150ZM165 211V210H164ZM187 211V212H186ZM210 211V210H209ZM227 211V210H226ZM235 211H237V207H236V210ZM111 212V211H110ZM142 212V211H141ZM140 212V213H141ZM152 212H154L153 210H152ZM158 213H159V211H157ZM163 212V211H162ZM165 212H167V211H165ZM171 212V211H170ZM170 212H169V214H170ZM228 212V211H227ZM241 212V211H240ZM253 212V211H252ZM256 212V211H255ZM258 212V211H257ZM129 213V212H128ZM138 213V212H137ZM168 213V212H167ZM254 213V212H253ZM259 213H260V211H259ZM110 214V213H109ZM145 214V213H144ZM160 214H162V213H160ZM165 214V213H164ZM171 214H172V212H171ZM174 214V213H173ZM172 214V216H174ZM176 214V213H175ZM195 214V213H194ZM228 214V213H227ZM244 214V213H243ZM128 215H130V213L128 214ZM128 215H126V217L128 216ZM132 215V214H131ZM130 215V216H131ZM135 216H136V214H134ZM133 215V216H134ZM149 215V214H148ZM178 215V214H177ZM238 215V214H237ZM133 216H131V217H133ZM134 216V217H135ZM138 216H139V213H138ZM141 216H143V215H141ZM162 216H163V214H162ZM192 216H194V215H192ZM199 216H200V214H199ZM207 216V215H206ZM235 216H236V214H235ZM254 216V215H253ZM170 217V216H169ZM204 217V216H203ZM230 217V216H229ZM229 217H228V219H229ZM237 217V216H236ZM239 217V216H238ZM242 217V216H241ZM240 217V218H241ZM137 219H139V217H136ZM153 218V217H152ZM161 218V217H160ZM162 218H164V217H162ZM189 218V217H188ZM239 218V219H240ZM146 219V218H145ZM149 219V218H148ZM190 219H191V217H190ZM255 219V218H254ZM150 220V219H149ZM160 220V219H159ZM209 220V219H208ZM207 220V221H208ZM212 220H209V221H211L212 222ZM217 220V221H218ZM232 220V219H231ZM135 221H137L136 219H135ZM139 221V220H138ZM144 221V220H143ZM169 221V220H168ZM172 221V220H171ZM174 221V220H173ZM177 221V220H176ZM184 221H185V219H184ZM189 221V220H188ZM201 221V220H200ZM200 221L198 222H196L198 225H201V227L200 228H202V223H200ZM206 221V222H207ZM126 222V221H125ZM128 222V221H127ZM139 222H141V219H140V221ZM150 222V221H149ZM148 222V223H149ZM152 222V221H151ZM151 222H150V224H151ZM160 222V221H159ZM186 222V221H185ZM192 222V221H191ZM223 222V221H222ZM221 222V223H222ZM132 223H133V221H132ZM138 223V222H137ZM142 223V222H141ZM140 223V224H141ZM147 222L145 223L144 222V224L145 225H147L148 224ZM153 223V222H152ZM177 223H179V222H177ZM187 223H190V222H186L185 224H186V226H187ZM209 223V222H208ZM125 224V223H124ZM134 224V223H133ZM139 224V223H138ZM137 224V225H138ZM144 224H141V225H144ZM157 224V223H156ZM163 224V223H162ZM211 224V223H210ZM223 224V223H222ZM247 223H245V225H246ZM129 225V224H128ZM172 226L174 225L173 223L171 224ZM180 225V224H179ZM191 225V224H190ZM190 225H189V229L188 228H186V235H187V237L188 236H193V234L194 233H196L195 231V229H192L191 227H190ZM85 226V225H84ZM127 226V225H126ZM157 226H159V225H157ZM185 226V225H184ZM230 226V225H229ZM261 226V225H260ZM133 227H134V225H133ZM132 227V228H133ZM147 227V226H146ZM145 227V228H146ZM155 228H154V230L156 229V226H154ZM151 228H153V227H151ZM158 228V227H157ZM183 228V227H182ZM185 228V227H184ZM183 228V229H184ZM197 228H198V226H197ZM196 228V229H197ZM209 228V227H208ZM127 229V228H126ZM129 229V228H128ZM135 229H137L136 227H135ZM134 229V230H135ZM141 229V228H140ZM179 229H181V228H179ZM240 229V228H239ZM132 230V229H131ZM133 230V231H134ZM151 230V232L153 231L152 229H150ZM207 230V229H206ZM241 230V229H240ZM262 230H264V229H262ZM129 231V230H128ZM145 231H147V230H145ZM157 231H158V229H157ZM160 231V230H159ZM180 232V231H179ZM200 232H202V231H200ZM148 233V232H147ZM205 233V232H204ZM226 233V232H225ZM237 234H238V232H236ZM136 234V233H135ZM138 234V233H137ZM136 234V235H137ZM149 234H151V233H149ZM198 234V233H197ZM212 234V233H211ZM244 234V233H243ZM152 235V234H151ZM185 235V236H186ZM208 235V234H207ZM217 234L215 233V236H216ZM227 235V234H226ZM234 235V234H233ZM264 235V234H263ZM262 235V236H263ZM149 236V235H148ZM147 236V237H148ZM177 236H180V237H182V238H185L184 236H183V234H179V235H177ZM214 236V237H215ZM221 236V235H220ZM145 237V236H144ZM180 237H178L177 238V241H176V243L178 242L179 243V245H181V238ZM208 237V236H207ZM213 237V236H212ZM217 237V236H216ZM225 237V236H224ZM238 237H240V236H238ZM152 238V237H151ZM203 238V237H202ZM219 238V237H218ZM217 238V239H218ZM222 238V237H221ZM262 238V237H261ZM145 239V238H144ZM186 239V238H185ZM199 239H201V238H198V243L199 244H201V240H199ZM205 239V238H204ZM207 239V238H206ZM150 240V239H149ZM148 240V241H149ZM180 240V241H179ZM219 241H220V239H218ZM226 240V239H225ZM239 240V239H238ZM262 240H264V237L262 238ZM79 241V240H78ZM136 241V240H135ZM208 241V240H207ZM84 242V241H83ZM155 243L157 242L156 240L154 241ZM222 242V241H221ZM247 242V241H246ZM146 243V242H145ZM148 243V242H147ZM150 243H152V244H155V243H153V241L152 240H150L149 241V245H150ZM205 243H206V241H205ZM204 243V244H205ZM215 243H216V241H215ZM159 244V243H158ZM167 244V246H168V243H166ZM257 244V243H256ZM94 245V244H93ZM147 245V244H146ZM203 245V244H202ZM210 245H214V244H211L210 243ZM247 245V244H246ZM258 245V244H257ZM170 246V245H169ZM82 248V247H81ZM192 248H193V246L192 245H190L189 247H188V249H187V251H185V252H182V253H186V252H189V251H191L192 250ZM203 248V246L202 247H200L199 249H197V251L200 253V250ZM150 249V248H149ZM264 249V248H263ZM148 250V249H147ZM151 250V249H150ZM237 250V249H236ZM201 252H203L202 250H201ZM83 253V252H82ZM64 254V253H63ZM208 254V253H207ZM218 254V253H217ZM217 254L215 253L214 255H216L217 256ZM234 254V253H233ZM2 255V254H1ZM65 255V254H64ZM73 255V254H72ZM60 256V255H59ZM234 256V255H233ZM231 257V256H230ZM235 257V256H234ZM221 258H223V257H221ZM232 258V257H231ZM247 258V257H246ZM254 258V257H253ZM244 260H246V259H244ZM263 260V259H262ZM223 261H225V260H223ZM248 261H250V260H248ZM96 262V261H95ZM172 262V261H171ZM260 262V261H259ZM178 263V262H177ZM200 263V262H199ZM258 263V262H257ZM88 264V263H87Z\"/></svg>", "mask_w": 264, "mask_h": 264}, {"label": "water", "instance_id": "water-1", "mask_svg": "<svg viewBox=\"0 0 264 264\" xmlns=\"http://www.w3.org/2000/svg\"><path fill=\"white\" fill-rule=\"evenodd\" d=\"M206 40V38H203V39H199L198 41H197V43H199V41H205ZM115 51H116V53H119L118 52V49H115ZM124 61V58H123V56L122 55H120V54H118V57L115 59V62L116 63H122ZM146 137H147V139L150 141V142H152V143H155V144H158L159 142H160V137L156 134V133H154V132H147L146 133ZM207 170V169H206ZM158 177H160V176H158ZM162 177V176H161ZM254 243L256 244H258L259 246H261V247H263L264 248V240H262V238H260V239H258V238H256L255 240H254Z\"/></svg>", "mask_w": 264, "mask_h": 264}]
</instances>
